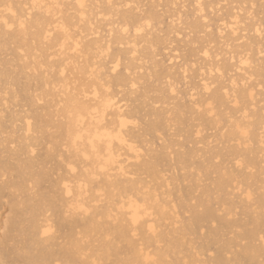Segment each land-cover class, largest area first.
<instances>
[{"label":"bare ground","instance_id":"6f19581e","mask_svg":"<svg viewBox=\"0 0 264 264\" xmlns=\"http://www.w3.org/2000/svg\"><path fill=\"white\" fill-rule=\"evenodd\" d=\"M63 1V2H62ZM142 1V0H141ZM190 1V0H189ZM202 0H192V2H194L195 3V5H196V7H195V10H194V12H193V16H195L196 14L198 15V14H200V18H199V20H202V22H204L205 21V19H208V17H206V16H204V15H202L203 14V11H205L204 10V7L202 8V6H203V3L201 2ZM220 1H222V0H214L213 2H215L216 4L217 3H219ZM224 2L225 1H227V0H223ZM222 1V2H223ZM237 1V0H236ZM239 1V0H238ZM237 1V2H238ZM257 0H241L240 2H242V3H249V4H254L255 2H256ZM62 2V3H61ZM66 2H69L68 4H70V3H73L74 2V0H0V49H1V47L3 48L4 46H5V48H6V45L9 43V45L8 46H11V45H13L14 44V48H15V53H16V55H14V53H13V49H12V52H11V54L13 53V55L15 56V57H17V59H18V62H19V60H20V67L18 68V67H16V68H18V70L20 71H18L17 70V72H19L18 74H20V73H22V77H23V73H24V69H27L28 71H29V67H31L30 69H34L35 70V68H37V66L35 65L36 63H40L41 61L43 62V65H42V63H41V65L43 66V69L42 70H44V71H46V68H44V67H49V69L50 70H58V71H55V72H53V70H52V72H53V74H52V72L50 71V73H49V69H47V72H44V73H49V74H45V76H44V73L41 75V73L43 72L42 70H40V73H38L39 72V66H40V64H37V65H39L38 66V69H37V71L38 72H36V73H38V75H37V77H35L34 75H35V72L33 71V70H31V71H29V73L31 72V73H34V75L32 74L31 75V77L29 76V77H27V75L29 74L28 72H26L25 71V73L24 74H26V73H28V74H26V78H30V79H32L33 77H35L36 79L34 80V79H32V83H33V80L35 81V83H39V86L40 85H43L44 87H46L47 85H49L50 87V89H52V91L54 92V96L56 95V99L57 98H59L58 96H60V98H61V95L63 96V104H64V107H59V110L57 109L58 107V105H56V104H54V105H52V104H50V101H48L47 103H46V105H48V107L47 106H45V107H47V109H51V105H52V107L53 108H55V107H57V108H55L54 110H52V112H51V110H47V111H50L51 113H54V117H56L57 116V113L55 112V111H57L58 110V112H59V115L62 117L61 118V121H62V119H63V122H60V124H58L57 126H55V127H57V130H56V132L58 131V133L57 134H59V136H58V138L60 139L59 141L60 142H58V140L56 141V142H58V143H56L55 145L57 146V144H59V143H61L60 145H58V147H59V149H63V150H61V151H63V153L61 154V152H59V153H57L56 151H58L59 149H58V147H57V149L55 150V152L57 153V158H56V156H55V154H54V156H52L53 155V150H50L49 148H48V150H49V153H50V155H51V157H49V155L47 156L46 154H45V157L46 158H44V159H47L48 158V160L49 159H51V161H53V159L56 161V163H57V165H58V167H62V169L64 168L65 170H64V172H66L65 174H64V177L66 176V175H70L71 174V176H68V177H71V178H63L62 176H60L61 177V180H60V186L63 184V183H65V182H68L69 184H71L72 185V187H73V191H74V196H76V197H80L81 198V202L86 206V207H89V208H93V214L92 215H88V216H79V217H77L76 219H75V223L78 225V227H79V229H80V231H82L84 234H85V236L86 237H88L89 235H95L96 234V236L98 235L97 233L99 232V234H101V235H103L102 233H100L101 231L103 232V230H104V228H106L105 229V231L103 232L104 234H106V232L109 230L108 229V223H107V221H105V223H104V227L103 228H97V227H94V223H95V221H97L98 220V216L96 215V208H95V202H96V200H97V196H96V192H97V190H101V189H103L105 186H106V181H104V180H101V186H100V184L97 186L96 184H95V182L96 181H91L89 178H88V175H87V173H85V171H84V168H85V165H87L88 167H90V168H95V167H97L98 165H100V164H103V163H105V161L110 157V156H117V157H120L121 159L119 160V163H123V164H127L126 162H127V157L129 156V153H128V151H127V148H126V146L124 145V144H121L120 142H119V140H114V139H111V137H114L115 136V134L117 133V132H119L120 131V127H119V123H120V116H121V112L119 111V110H113V111H109L108 113H107V115H105L104 114V109H103V105L99 102V101H94V100H88L87 102H86V104H87V108H85V110H84V114L88 117L87 118V120H83V121H81V124H82V128H80L79 129V131H81V132H83L84 133V137H83V141L79 144V150L77 151L76 149H73V148H71L70 146L69 147H66V143H68L69 142V139H70V134L71 135H75V133H76V131H77V126L75 125V123H72L71 125L69 124V121L65 118L66 117V113H67V111H68V109L69 108H71V107H73V99L74 98H79L80 97V94L85 90V86L86 85H91V84H94L95 82H91V83H87L86 85H84L85 84V82H84V77H90V76H95V78H96V80H103L104 82H106V83H115V84H119V85H123V87L125 88H127V87H129L130 88V86H131V84L134 82V83H136L137 85L139 84V83H143L144 81H147L146 79H145V76H147L148 78H150V79H148L147 77V79H148V83L151 81V78H154L156 81H159V80H161L162 81V78H164V77H166V79L168 78V84H166V86H168V89H167V87H165L166 89H164V91L165 90H168L169 91V94H171L172 95V91H173V84H169V81H170V79H172V74H175L173 71H170V72H173L172 74L170 73V72H168L169 71V68H166V67H170V66H166L164 69H163V67H161L162 65H160L161 63H155L154 62V60H152L151 58V56H154V54L156 53H154L153 55H150L149 56V54L147 53V54H144L143 55V57H142V55L141 54H143V53H140L141 51H139V50H142V52H143V50H144V52H146L145 51V49H150V51H152L151 49H154L153 47L156 45V44H158L159 43V41L161 40L160 38L162 37V36H158V37H160V38H158L157 37V35H155V38L153 39L152 37H153V34H151L149 31H152V30H146L143 34H141V35H137L136 34V30H135V28H136V25H138V24H141V23H143L144 21H151L152 23H153V19L151 20V19H149V18H151V17H149L150 15H152V17H153V14L151 13H149V14H146V16L144 15V17H143V15H142V17L139 15V13H142L143 11L142 10H144L143 8L141 9V11L138 13V6L137 5H139V3L138 2H140V0H131V3H133L134 5H136V7H133V8H125V7H120V5H123V4H126V3H128L129 2V0H111V3L113 4V5H115V7H113V8H108L106 5L108 4V2H109V0H86V2L87 3H90L91 2V4H89L90 5V9H92L93 10V8L91 7V5H92V3H94L93 5H101L102 6V8H103V10L105 11H97L98 9L99 10H102V9H100V7H94V11L96 10L97 12L96 13H94L92 10H88L87 11V19L85 20V21H83V22H81V20H80V18H79V16L74 12V11H72L70 8H68V7H65V8H67V11L68 12H65L66 13V15H62V14H59V13H63V11H61L62 9L65 11L66 9H64V8H60V7H56V5H60V4H63V5H65V3ZM144 2V1H143ZM165 2H168V1H165ZM164 2V3H165ZM184 2V1H183ZM212 2V3H213ZM230 2V4H232V2H231V0H228V3ZM236 2V3H237ZM240 2H238L239 3V5L241 6H243V7H245V4H242V3H240ZM259 3H260V1H258ZM257 2V5L256 6H258V3ZM37 4V5H44V7L43 8H40V7H33V4ZM141 3V2H140ZM159 3V2H158ZM161 3V2H160ZM174 3V2H173ZM204 3H205V1H204ZM210 3V2H209ZM214 3V4H215ZM145 4V3H144ZM168 4V3H167ZM183 4V3H182ZM185 4V3H184ZM249 4H247L246 6H247V8H249ZM256 4V3H255ZM66 5H67V3H66ZM143 5V4H142ZM152 5V4H151ZM160 5V4H159ZM162 5V4H161ZM164 5V4H163ZM198 5H199V7H198ZM212 5V4H211ZM238 4H236V6H237ZM238 5V6H239ZM260 5V4H259ZM49 6H51V7H49ZM140 6V5H139ZM155 6V5H154ZM153 6V7H154ZM186 6H188V5H186ZM191 6V5H190ZM205 6V5H204ZM235 6V5H234ZM237 6V7H238ZM241 6V7H242ZM142 7V6H141ZM140 7V8H141ZM183 7H184V5H183ZM214 7V6H213ZM227 7V6H226ZM251 7V6H250ZM259 7V6H258ZM58 8H60V10L58 9ZM140 8H139V10H140ZM156 8H157V6H156ZM165 8V7H164ZM186 8V7H185ZM189 8V7H188ZM219 8V7H218ZM230 8V7H229ZM229 8H228V12H229ZM240 8V7H239ZM252 8V7H251ZM251 8H249V9H251ZM152 9H154V8H152ZM167 9V8H166ZM182 9V8H181ZM192 9H193V7H192ZM208 9H209V7H208ZM212 9V8H211ZM217 9V8H216ZM225 9V8H224ZM234 9V8H233ZM232 9V10H233ZM145 10H147V9H145ZM150 10V9H149ZM174 10V9H173ZM187 10V9H186ZM219 10V9H218ZM217 10V11H218ZM240 10H241V8H240ZM243 10V9H242ZM241 10V11H242ZM244 10H245V8H244ZM252 10V11H251ZM250 11L253 13V9H251ZM69 11H70V13L71 14H69ZM136 11H137V13H136ZM171 11V10H170ZM179 11V10H178ZM182 11V10H181ZM184 11V10H183ZM214 11V10H213ZM225 12H226V10H224ZM246 11H247V9H246ZM256 11V10H255ZM146 12V11H145ZM152 12H154V11H152ZM168 12V11H167ZM189 12V11H188ZM211 12V11H210ZM230 12H231V10H230ZM237 12V11H236ZM243 12V11H242ZM64 13V14H65ZM169 13V12H168ZM220 13V12H219ZM222 13H223V9H222ZM250 12L248 11V14H249ZM256 13V12H255ZM258 13V12H257ZM61 15L60 17H59V15ZM101 14H103L104 16H107V17H109V18H111V15L113 16L112 18H117L116 20L115 19H113V20H115V21H111V19L109 20L108 19V21H107V19H105V18H103V16L101 15ZM173 14H174V12H173ZM179 14H181V12L180 13H178V15ZM189 14H191V11H190V13ZM188 14V15H189ZM206 14V13H205ZM218 14V13H217ZM237 14H239V13H237ZM235 12H232L231 14H227V17L225 16V15H222V16H224V18L226 17V20H228L227 18H229L230 19V21H229V23H228V21H227V23H226V26H224L225 27V30L223 29V28H221L220 26H217V27H219L218 28V30H217V34H218V36H214L215 38H216V40H217V37H218V40H222V42H217V41H215L214 40V42H217L218 43V45H219V43L220 44H225V45H223V47L225 48V49H233V50H235L236 48H237V46H238V44H236V43H238L239 42V40H242V39H244V41H245V43H243V44H245L244 46L243 45H241V46H238L239 48L241 47H246V49L248 50V51H252L253 50V52L255 51L257 54L258 53H260V46H262V43H263V41H264V39H262V37H261V35H260V33L258 32V28H259V26H260V24H257V25H259V26H257V25H255V24H250L249 22L251 21V19H250V21L249 22H247V20L251 17L250 16V14H249V18H248V15H247V12H246V14L244 15L245 17H247V18H244L243 19V17H241L240 16V14L239 15H237ZM259 14V13H258ZM29 15H31V19H27L28 17H29ZM177 15V16H178ZM191 15V16H192ZM196 15V16H197ZM216 15V14H215ZM115 16V17H114ZM155 16V15H154ZM174 16H175V14H174ZM184 16H186V15H184ZM183 16V17H184ZM190 16V17H191ZM192 16V18H196V17H193ZM222 16L220 17V20H218L219 22H221L222 20H223V18H222ZM239 16H240V18L241 19H243L242 21H246L248 24V27H246V25L245 26H243L244 24H243V22L240 20V18H239ZM254 16V15H253ZM252 16V17H253ZM157 17V16H156ZM155 17V18H156ZM179 17H181L180 15H179ZM179 17H177L178 19H179ZM189 16H187V18H188ZM206 17V18H205ZM256 17V16H255ZM254 17V18H255ZM258 17H259V15H258ZM154 18V17H153ZM154 18V20H156ZM161 18V17H160ZM182 18V17H181ZM191 18V19H192ZM219 18V17H218ZM222 18V19H221ZM253 18V20H255ZM22 19H24L25 21H26V24H27V27H26V30H21L20 29V21L22 20ZM171 19H173V18H171ZM170 19V20H171ZM186 19V18H185ZM74 20V21H73ZM177 20V19H176ZM182 19H180V21H181ZM187 20V19H186ZM185 20V21H186ZM198 19H192V20H190V21H188L187 23L185 22L184 24L185 25H187L186 26V28L188 27V30L189 29H191V30H189V31H195V30H192V29H197V31H198V29L200 28H203L202 26H201V22L199 21ZM204 20V21H203ZM225 20V19H224ZM225 20V21H226ZM252 20V21H253ZM256 20H257V17H256ZM103 21H107V24H105V29H106V31H105V33H106V36H105V38H104V36H102V34L100 33V31L98 32V30H99V27L97 26V24L98 25H100V24H102L101 22H103ZM111 21V22H110ZM225 21H224V23H225ZM251 21V22H252ZM258 21H259V19H258ZM171 22V21H170ZM178 22V21H177ZM223 22V21H222ZM222 22H221V25H223L222 24ZM159 23V22H158ZM157 23V24H158ZM201 23V24H200ZM205 23V22H204ZM218 23V22H217ZM252 23H257L256 21H253ZM259 23H260V21H259ZM79 24H81V25H83V27L80 25L79 26ZM104 24V23H103ZM174 24V23H173ZM178 24H180L179 22H178ZM183 23H182V21H181V25H182ZM183 24V25H184ZM210 24V23H209ZM220 24V23H219ZM161 25V24H160ZM184 25V26H185ZM11 26V31H13L14 29V27H16L15 28V30L13 31V32H9L8 33V29H9V27ZM79 26V27H78ZM206 26V25H205ZM205 26H204V28H205ZM243 26V27H242ZM257 26V27H256ZM78 27V28H77ZM83 28V29H79V28ZM103 27V26H102ZM124 27H130V31H129V33H127V34H125L124 32H123V28ZM168 27V26H167ZM209 26H208V22H207V28H208ZM226 27H227V29H226ZM103 28V29H104ZM159 28V27H158ZM157 28V29H158ZM181 28V27H180ZM186 28H184V30L186 29ZM207 28H205V29H207ZM73 29H76V30H80V31H77V33H76V30H73ZM101 29V28H100ZM166 28H164L163 30H165ZM209 29V28H208ZM207 29V30H208ZM247 29L248 30H253V33L254 34H252V32H249V33H251V34H249L248 32H247ZM29 30V33L27 32ZM31 30H33L32 32H31ZM71 30H73L72 32H73V34L75 33L76 35H77V39L75 38L74 40H73V38H72V36H71ZM163 30H161L162 32H163ZM183 30V31H184ZM159 31V30H158ZM182 31V32H183ZM223 31H225L226 33H228V35H226V37L225 36H223ZM149 32V33H148ZM201 32V31H200ZM210 32H212V31H210ZM224 32V34H226ZM246 32V33H245ZM111 33V34H110ZM187 33V32H186ZM193 33V32H192ZM204 33V32H203ZM213 33V32H212ZM240 33H242V34H240ZM74 34V35H75ZM97 34H99V37H103L104 39H105V42H104V40H102L101 38H97V37H94V36H96ZM149 34L151 35V36H149ZM189 34H191V33H189ZM215 34V33H214ZM245 34V35H244ZM246 34L247 35H251L249 38L248 37H246V40H245V36H246ZM194 35H196V34H194ZM199 35H200V33H199ZM213 35V34H212ZM5 36H7L8 37V39H7V42L5 41ZM22 36H29L30 37V40L32 39V41H30V40H27L26 39V41H30L29 43H33V45H32V43L30 44V45H32V46H34L33 48H32V46H30L29 44H27L26 43V41H23V40H25V39H23V40H21L22 41V44H23V42H24V47H22V44H21V47H22V49H21V47H20V43H21V41H20V38L22 39ZM91 36H93V38L91 37ZM149 36V37H148ZM165 36V35H164ZM188 36V35H187ZM193 36V35H192ZM204 36V35H203ZM207 36V35H206ZM211 36V35H210ZM23 37V38H24ZM90 37V38H89ZM152 39H151V38ZM196 36H194V38H195ZM198 37V36H197ZM87 38H89L90 40H87ZM92 38V39H91ZM163 38V37H162ZM164 38H166V37H164ZM199 38V37H198ZM215 38H213V39H215ZM247 38H248V40H247ZM85 39H86V41H85ZM108 39V40H107ZM201 39V38H200ZM165 40V39H164ZM184 40V39H183ZM209 40V39H208ZM68 41H72L71 43H70V45H67V44H69V43H67ZM194 41V40H193ZM247 41V42H246ZM49 42H51V45H49L50 43ZM189 42V41H188ZM207 42V44H209L208 43V41H206ZM210 43H212V39H211V41H209ZM213 42V43H214ZM11 43V44H10ZM48 44L47 46H44L45 44ZM77 43H79V48H77ZM104 43V44H103ZM168 43V42H167ZM194 43H195V41H194ZM193 42H192V44H194ZM198 43V42H197ZM233 43H235L236 44V47L234 46V44ZM239 43H241V42H239ZM16 44H18L17 46H16ZM72 44V45H71ZM109 44H111V49H114V48H112V47H116L114 50H112V52H111V55H101V51L102 50H104V49H107L108 48V46H109ZM140 44H142V46L140 45ZM186 44V43H185ZM233 44V45H232ZM25 45H27V47L25 46ZM187 45V44H186ZM190 45V44H189ZM196 45H198V44H196ZM201 45V44H200ZM202 45H204V44H202ZM206 45V44H205ZM210 45V44H209ZM208 45V46H209ZM264 45V44H263ZM7 46V47H8ZM48 46H50V47H48ZM70 47V48H67V47ZM212 46V45H211ZM227 48H226V47ZM231 46H234L235 47V49H234V47H232V48H230ZM12 47V46H11ZM25 47H26V54H30L31 52V49L32 50H34L35 51V53L33 52V54H37V51H39V52H41L42 53V57H43V59H45V60H42L41 59V57H39V59H41L40 61H39V59H37V56L36 55H33V57H30V59L28 58L29 57V55H28V60H30V62L29 63H34V64H31V65H34L33 66V68H32V66H29L28 64L29 63H26L27 61H26V59H24V56H22L23 54L22 53H20V51H18V50H21L22 52H24L25 51ZM30 47H31V49H30ZM55 47H58L57 48V51H56V49H55ZM117 47H120V48H117ZM170 47V46H169ZM184 47V46H183ZM194 47V46H193ZM263 47V46H262ZM5 48H3L2 50H5ZM9 48V47H8ZM53 48H54V50H53ZM189 48V47H188ZM214 48V47H213ZM224 48H222V49H224ZM23 49H24V51H23ZM59 49V50H58ZM197 49H200V48H197ZM208 49H209V47H208ZM208 49L206 50L205 49V47H203L202 48V50H200V52L201 53H199V55L201 54V55H203L202 57H203V59L205 60V59H208L209 60V58L211 57V55H210V53L208 52ZM242 49H244V50H246L245 48H242ZM263 49V48H262ZM49 50V51H48ZM50 50H52V51H50ZM211 50V49H210ZM220 50H221V48H220ZM232 50V51H233ZM238 50V49H237ZM246 50V52H248ZM11 51V50H10ZM17 51H18V53H20L21 54V57L18 55V53H17ZM54 51H56L55 53H54ZM69 51H71L72 52V54L71 55H69V54H67ZM138 51H139V53H138ZM150 51H149V53H150ZM212 51V50H211ZM230 51V50H229ZM229 51H228V53H229ZM240 51V50H239ZM2 52H4V51H2ZM6 52V51H5ZM28 52V53H27ZM30 52V53H29ZM39 52H38V54H39ZM50 52H52V54L54 53V54H56V55H54V56H56V59L58 58V59H60L59 61H58V59L56 60L55 59V57L53 58V59H55V63L53 62V59H52V57L50 58V59H52V62L54 63H49V58L48 57H50L51 55H50ZM231 52V51H230ZM233 52H236V53H238V51H233ZM231 53V57H230V60H231V62H230V60H228L230 63H232L233 62V59L236 57H238V54H236L237 56H235V57H233L234 55L233 54H235V53ZM245 52V51H244ZM245 52V53H246ZM1 53V52H0ZM50 55H48V54ZM57 53H58V57H57ZM183 53V52H182ZM204 53H207V55H204ZM240 53V52H239ZM249 53V52H248ZM255 53V54H256ZM6 54H7V52H6ZM25 54V55H26ZM37 54V55H38ZM46 54L48 55V56H46ZM84 55L83 57H84V59H85V57H86V60H85V62H86V64H85V62L83 61V60H81L82 59V55ZM133 54H135V55H133ZM141 55V58H145V60L148 62V61H150L149 59H151L153 62H154V65H152V66H154L153 68H151V69H154V70H152L151 71V73L153 72V71H155L158 67L157 66H160L161 68H160V70H159V68H158V72H154L152 75H147L146 73H143V74H146L145 76L142 74V76H144L143 78H144V81H143V79H141V81L139 82V80H140V78H142V76H141V74L138 72H136V71H141L143 68V65L145 64V63H147L146 61H143L142 59V62H145V63H143V65L142 64H140L141 66H139L138 64V62H140L139 60V58L140 57H137V55L138 56H140ZM177 54V53H176ZM179 54V53H178ZM194 54H195V52H194ZM213 55H214V53H212ZM216 54V53H215ZM222 54V53H221ZM230 54V53H229ZM255 54H252V52H251V59H254L255 58ZM261 54V53H260ZM260 54H258V55H260ZM31 56H32V53L30 54ZM62 55V56H61ZM81 55V56H80ZM146 55V56H145ZM241 55H243V54H241ZM240 55V56H241ZM254 55V56H253ZM257 55V56H258ZM2 56V55H1ZM3 56H5V55H3ZM8 56H10V54L8 55ZM12 56V55H11ZM27 56V55H26ZM25 56V57H26ZM34 56H36V59H35V61L36 60H38V62L36 61V62H34V60H33V58H35ZM39 56V55H38ZM87 56H89V57H87ZM145 56V57H144ZM149 56V57H148ZM177 56V55H176ZM181 56H182V54H181ZM185 56V55H184ZM192 56H194V55H192ZM210 56V57H209ZM218 55H216V57H217ZM227 56V55H226ZM225 56V57H226ZM230 56V55H229ZM243 56H245V57H243ZM243 56H241L240 58H238V59H236L235 58V60H236V62H237V66H236V63H235V60H234V63L233 64H231V65H235L236 67H233V69L234 68H236L237 70H238V72H237V70L236 71H234V72H236V73H238L239 75H240V73H242L241 75H243V74H245L247 71H245V72H243L244 71V69L245 68H247V70H248V73H251L250 72V69H249V67H247L244 63H242L243 61H249L250 59H249V57L247 58V56L246 55H243ZM253 56V57H252ZM13 57V56H12ZM23 57V58H22ZM149 58L148 60H147V58ZM151 57V58H150ZM187 57H188V55H187ZM213 57V56H212ZM3 58H6V57H3ZM10 58V57H9ZM21 58L23 59V60H25V62L23 63V64H21L23 61H21ZM87 58H89L91 61L90 62H88L89 60L87 59ZM174 58V57H173ZM193 58V57H192ZM260 58H261V55H260ZM259 57H257L256 59H260ZM80 59V60H79ZM153 59H155L154 57H153ZM156 59H157V57H156ZM172 59V58H171ZM201 59V58H200ZM213 59H215V58H213ZM217 59V58H216ZM219 59V58H218ZM229 59V58H228ZM2 60V59H1ZM0 60V62H2ZM6 60V59H5ZM48 60V61H47ZM177 60V59H176ZM183 60V59H182ZM227 60V59H226ZM238 60V61H237ZM4 61V60H3ZM7 61V63H10V62H8L9 61V59H7L6 60ZM10 61H12V60H10ZM14 61L16 62V60L14 59ZM46 63H45V62ZM58 61V62H57ZM78 61H81L82 63H84V66H80V64H81V62H78ZM116 61H120V65L123 63V65L121 66V67H123V68H121L120 67V69L123 71V73H122V71H121V73L119 72V70H118V74H116L115 75V73H113L112 72V67H113V64L116 62ZM191 61V60H190ZM214 61V60H213ZM212 61V62H213ZM220 61V60H219ZM227 61V62H228ZM251 61V60H250ZM254 61H259V60H255L254 59ZM254 61H252V62H254ZM261 61V60H260ZM14 62V63H15ZM69 62V63H68ZM136 62L138 63L137 65H136ZM151 62V61H150ZM149 62V63H150ZM157 62V61H156ZM192 62V61H191ZM7 63H4V64H7ZM13 63V62H12ZM25 63L28 65V67L25 65ZM141 63V62H140ZM173 63V62H172ZM179 63H181V62H179ZM185 63V62H184ZM209 63V62H208ZM211 63V62H210ZM215 63V62H214ZM219 63V62H218ZM218 63H217V65H216V63L215 64H212V66H213V68L211 67V64H210V67L212 68H210L208 65H207V67H205L206 68V72L208 71L207 69H209V75L207 74V76L209 77L210 76V74L212 75L213 73H211V72H215L214 74L215 75H217L216 73H218V75H222V76H219V77H222V79L223 78H225V76L227 75V72H229V71H232V68H231V65H230V67H229V64L226 66V65H223L222 64V66L221 67H219L218 66ZM1 64V63H0ZM47 66H46V65ZM69 64V66H71V64H73V66H71L73 69H77V72H75V70H74V72H75V75L78 73V70H79V74H82L81 76H83V75H85L83 78H81L82 80H83V87L82 86H80L78 83H77V85H78V87H77V85H76V89H74V90H72V89H70L71 90V94L68 92L69 91V88H70V84H69V87H68V84H64L63 82H64V80H65V77L64 76H61V71H66V70H68L67 68H68V65ZM151 64V63H150ZM194 64V63H193ZM254 64V63H253ZM257 64V63H256ZM255 64V65H256ZM15 65V64H14ZM82 65V64H81ZM119 65V66H120ZM175 65V64H174ZM177 65H180L181 66V64H177ZM190 65V64H189ZM215 65V66H214ZM254 65V66H255ZM3 66V65H2ZM6 66V65H5ZM12 66V65H11ZM17 66V65H16ZM78 66V67H77ZM150 66V65H149ZM184 66V65H183ZM183 66H182V68H183ZM186 66V65H185ZM185 66H184V68H185ZM194 66H196V65H194ZM257 66V65H256ZM253 67V68H256L252 73H255V79H257L260 75H259V71H258V69H259V67ZM7 67V66H6ZM6 67H4V69L3 70H0V85L2 84V82H3V85L4 84H8V82H6L4 79H6L7 80V78H8V73L9 72H12L11 70L9 71V72H7L8 71V69H7V71H6ZM47 67V68H48ZM66 67V68H65ZM157 67V68H156ZM199 67V66H198ZM1 68H3V67H1ZM11 68V67H10ZM15 68V67H14ZM56 68H58V69H56ZM141 70H140V69ZM145 69H147L146 67H144ZM156 68V69H155ZM171 68V67H170ZM200 68H202V67H200ZM205 68H202V74H203V71L205 70ZM230 68V69H229ZM252 68V69H253ZM73 69H72V71H73ZM138 69V70H137ZM151 69H147V70H151ZM168 71H167V70ZM187 69V68H186ZM185 69V70H186ZM204 69V70H203ZM223 69L226 71V75L224 76V71H223ZM12 70H14V69H12ZM69 70H71V68H69ZM68 70V71H69ZM93 70H95V71H93ZM172 70V69H171ZM182 70V69H181ZM184 70V69H183ZM184 70V71H185ZM198 70H200V72H201V69H198ZM15 71V70H14ZM33 71V72H32ZM42 71V72H41ZM69 72L70 73V75H71V73H74V72ZM145 71V70H144ZM179 71V70H178ZM183 71V73H185ZM223 71V72H222ZM239 71H240V73H239ZM252 71V70H251ZM67 72V71H66ZM135 72L137 73V75L138 74H140L139 76H135ZM146 72V71H145ZM233 71L230 73V74H232V75H234L235 73H234ZM16 73V72H15ZM56 73V74H55ZM147 73H150V72H147ZM199 73V72H198ZM208 73V72H207ZM219 73H221V74H219ZM228 73V75H230ZM252 73L251 74H248V75H244V76H238V74L236 75V78H235V76L233 77L232 75L231 76H229V78H227V79H229V81H228V83H229V85H228V87H227V89H225V87H223L222 85H224L223 83L221 84V86L220 85H218V86H220L219 88H217V87H215V88H217V89H212V88H210V86L211 85H213V84H210L207 80V78H205V79H203V80H201V83L202 84H200L199 85V83H196L197 84V86H194V88L192 87V88H190V92H192L191 90H193L194 89V91L192 92V93H194L195 92V88L197 87V89L196 90H198V87L199 86H201L202 85V87H201V89L203 90V92L205 91V92H208V93H211L210 94V96H209V94L208 93H205L204 95H206V94H208V96H209V98L207 99L208 100V102H207V100H203L204 98H202V97H200V95L201 94H203V92L202 93H200V91H199V93H200V95H199V93H198V101H200V102H202V103H199L198 101V103L199 104H201V105H203L204 106V104H206V106H204L205 108H206V111L209 109L208 107H210L211 106V104H212V107H213V105H216V106H214V108H215V110H216V107H218L217 108V110H219V108L221 109V108H225L226 110H228V113H227V111L225 112V110H224V112H223V110H222V112L220 111L219 113H220V115L222 114V113H224L223 115H221V117L219 116V115H215L214 114V116H215V118H218L217 116H219V118H221V120H223V118H225L226 119V121H227V127H225V124H224V126H223V128H222V131H224L223 129H224V127H225V131H226V133H224L223 134V132H219L220 134H222V135H220V137L221 136H223L224 137V139L223 140H225L226 139V141L227 142H230V141H234L236 144H234V146L232 145V147H229V151L227 152L228 154H229V157H231L232 159H233V161H235V169H232L231 170V168H230V170L231 171H229V169H228V173L227 174H225V175H223L222 174V171H221V174H222V176H218V177H214L215 178V180H214V178L213 179H210V181L211 180H213L212 181V183H211V185L213 186H210V187H212V189L210 188V187H207L208 189H206V190H204L203 191V193L206 195V196H208L209 195V193L211 192H215L216 191V193L218 192V193H221L222 194V192L224 191V190H227V189H233V191H234V188L237 190V187H236V185H237V183H235L236 182V178H242V180H243V182H244V180H249V178H250V181H251V179L254 177V176H258V174L257 175H254V174H256V173H252V174H245L246 172H249L248 170H246V169H249V168H256L257 167V170H258V172H260V176H264V168L263 167H259V164L260 163H262V161H261V147H260V132H261V129H260V111H257L256 113H254V116H255V120L254 121H252L251 123L250 122H246L245 120H244V118H243V116L241 115V112L243 111V109L245 108V107H248L249 109H251L252 108V106H253V102H255L254 100H256V93H255V96L253 97V96H251L250 95V93H252L253 92V88L255 87L254 85H253V83L251 84L250 82L251 81H254V78H252ZM13 73H11V75H12ZM17 74V75H18ZM52 74V75H51ZM68 74V73H67ZM110 74H112L111 75V77H110ZM176 74H178V73H176ZM176 74L174 75V77H176ZM205 74V73H204ZM213 74V75H214ZM17 75H15V76H17ZM49 75H51V76H49ZM114 75V76H113ZM206 75V74H205ZM212 75V76H213ZM214 75V76H215ZM217 75V76H218ZM228 75H227V77H228ZM43 76V77H42ZM66 76V75H65ZM78 76V75H77ZM80 76V75H79ZM113 76V77H112ZM192 76V75H191ZM191 76H189V77H191ZM213 76V77H214ZM257 76V77H256ZM19 77H20V75H19ZM22 77L20 78V79H22ZM25 77V76H24ZM23 77V78H24ZM55 77V78H54ZM67 77L68 78H70L69 77V75H67L66 76V79H67ZM87 77H86V80H87ZM173 77V80H172V82L176 79V78H174ZM182 77V76H181ZM200 77H201V75H200ZM205 77V76H204ZM211 77V76H210ZM212 77V78H213ZM216 77V76H215ZM218 77V78H219ZM240 77V78H239ZM12 78V77H11ZM17 78V77H16ZM26 78H24V79H26ZM50 78H53V81L52 82H49V80H50ZM79 78V77H78ZM185 78V77H184ZM192 78V77H191ZM194 78H195V76H194ZM193 78V79H194ZM198 78V77H197ZM217 78V79H218ZM238 78V79H237ZM19 78H17L16 80H18ZM27 79V80H28ZM30 79L28 80V81H30ZM49 79V80H48ZM74 79V78H73ZM178 79V78H177ZM202 79V78H201ZM214 79H216V78H214ZM219 79H221V78H219ZM250 79V80H249ZM259 79V78H258ZM3 80V81H2ZM9 80H11V79H9L8 78V81ZM14 80H15V78H14ZM13 80V81H14ZM27 80H25L26 81V83H28L27 84V86L28 85H30L29 84V82H27ZM36 80H37V82H36ZM68 80H70V79H67L66 81H68ZM77 80V79H76ZM81 80V81H82ZM150 80V81H149ZM165 80V79H164ZM199 80V79H198ZM205 80H206V83H205ZM210 80H211V78H210ZM2 81V82H1ZM22 81V80H21ZM79 81V80H78ZM88 81V80H87ZM91 81V80H90ZM138 81V82H137ZM154 81V80H153ZM160 81V82H161ZM183 81V80H182ZM187 81V80H186ZM185 81V82H186ZM215 81H217V80H215ZM215 81H213V82H211V83H216ZM220 81V80H219ZM227 81V80H226ZM226 81H225V83H226ZM245 81H246V83L248 84L249 83V85H253L252 87H250V86H248V85H246V83H245ZM247 81H249V82H247ZM255 81H257V80H255ZM14 82H16V81H14ZM17 82H19V81H17ZM23 82V81H22ZM61 82H62V85H61ZM73 82H74V80H73ZM72 82V85L74 84ZM77 82V81H76ZM164 82V81H163ZM171 82V81H170ZM181 82V81H180ZM179 82V83H180ZM189 82V81H188ZM195 82V81H194ZM199 82H200V80H199ZM218 82V81H217ZM13 83V82H12ZM21 83V82H20ZM20 83H19V85H20ZM37 83V84H38ZM52 85V87H51V85ZM67 83H69V81L67 82ZM71 83V82H70ZM145 83H147V82H145ZM155 83H157V82H155ZM174 83V85H176V83L175 82H173ZM209 83V84H208ZM221 83V82H220ZM228 83H226V85L228 84ZM259 83H260V81H259ZM14 84H16V83H14ZM58 84H60L61 86V88H58L59 86H58ZM81 85H82V82L80 83ZM150 84V83H149ZM217 84V83H216ZM3 85H1L2 87H3ZM12 85V84H11ZM24 85L26 86V84L24 83ZM75 85V84H74ZM153 85V83L152 84H150V85H146V86H148V87H150V86H152ZM165 85V84H164ZM177 85H179L178 83H177ZM187 85V84H186ZM188 85H190L189 83H188ZM226 85H224V86H226ZM256 85L257 86H259L260 87V84H257V82H256ZM1 86H0V90L1 89H3V88H1ZM15 86V85H14ZM21 86V85H20ZM26 86V87H27ZM34 86V85H33ZM36 86H38V85H36ZM80 86V87H79ZM139 86V85H138ZM144 86H145V84H144ZM162 86V85H161ZM192 86H193V83H192ZM214 86H216L215 84H214ZM213 86V87H214ZM256 86V87H257ZM10 87H12V86H10ZM148 87H146L145 89H148V90H151V88L149 89ZM155 87H157L156 85H155ZM163 87V86H162ZM161 87V89H163ZM186 87V86H185ZM230 87V89L228 90V88ZM7 87H5L4 89H6ZM16 88V87H15ZM25 88V87H24ZM28 89H26L25 88V90H28L29 91V87H27ZM32 88V87H31ZM34 88V87H33ZM33 88L31 89V90H33ZM41 88H43L42 86H40V88H38V89H41ZM48 87H46V88H43V89H41L42 91H41V96H42V93L44 92L43 90H49V91H51L49 88L47 89ZM56 88H58V89H60L61 90V94L59 95H57V93L55 92L56 91ZM63 88H64V90H63ZM73 88H75V87H73ZM80 89L79 91L77 90V89ZM129 88H128V90H129ZM153 88V87H152ZM182 88V87H181ZM12 89H13V87H12ZM21 89V88H20ZM138 89V88H137ZM160 88H158V89H153L156 93H160V94H163V92H162V90H161ZM175 89H176V87H175ZM178 89H180V88H178ZM200 89V88H199ZM210 89H212L211 91H210ZM8 90H10V89H8ZM18 90V89H17ZM22 90L25 92V90L23 89V87H22ZM76 90V91H75ZM147 90V91H148ZM259 90V89H258ZM2 91V90H1ZM1 91H0V93H1ZM4 91V90H3ZM6 91V90H5ZM12 91V90H11ZM34 91V90H33ZM36 91V90H35ZM47 91H45V92H47ZM48 91V92H49ZM65 91H67L66 92V94L64 93ZM73 91H74V93H73ZM124 91H125V89H124ZM140 91V90H139ZM146 91V90H145ZM167 91V92H168ZM210 91V92H209ZM229 91H231V92H229ZM255 91V90H254ZM9 92V91H8ZM14 92H16V90L14 91ZM18 92H20V93H22L21 92V90L20 91H18ZM38 92V91H37ZM40 92V91H39ZM53 92H49L48 93V95H46L45 93L43 94V98H45L46 96H49L50 95V93L52 94ZM77 92V93H76ZM89 92H90V88H89ZM129 92V91H128ZM143 92V91H142ZM151 92H153V91H150V93H148L149 95L151 94ZM166 92V91H165ZM164 92V93H165ZM165 93V95L166 94H168V93ZM3 94H4V92H2ZM36 93V92H35ZM118 94H120V92L118 91L117 92ZM116 93V94H117ZM139 93H141V92H139ZM177 93V89L175 90V94ZM187 93V92H186ZM191 93V94H192ZM230 93L232 94V96H230ZM258 93V92H257ZM2 94V95H3ZM6 94H8L7 93V91H6V93H5V96H6ZM11 94H13V93H11ZM24 94V93H23ZM116 94H115V96H116ZM117 94V95H118ZM128 94H132L131 93V91L128 93ZM127 94V95H128ZM137 94H138V92H137ZM142 94V93H141ZM154 95H155V93H153ZM185 94V93H184ZM32 95V93L31 94H29V95H27L28 96V98H27V96H26V102H28V105L30 106H35V105H33L34 104V100H33V98L36 96L35 94L33 95V96H31ZM39 95H40V93H39ZM46 95V96H45ZM146 95V94H145ZM144 95V93H143V95L142 96H145ZM164 95V94H163ZM161 96L160 98L162 99V103H164L163 101H165V98H167V97H164V96ZM194 95V94H193ZM193 95H191L190 96V94L188 95V97L190 96L191 98H193L192 96ZM8 96L10 97V95L8 94ZM17 96V95H16ZM16 96L14 97V94H13V97L14 98H16ZM29 96H31V97H29ZM45 96V97H44ZM53 96V94H52V96L50 95V97H54ZM115 96H113V99H115L116 97ZM139 96H140V94H139ZM142 96H140V98H144V97H142ZM148 96V95H147ZM207 96V97H208ZM2 97V96H1ZM11 98V99H13L14 100V98ZM20 97V96H19ZM33 97V98H32ZM119 97V96H118ZM178 97H179V95H178ZM182 97V96H181ZM190 97H189V99H190ZM196 97V94H195V96H194V98ZM205 97V96H204ZM46 98H48V100H50L49 99V97H46ZM59 98V99H60ZM130 98H132V97H130ZM133 98H135L134 96H133ZM147 98V97H146ZM146 98H144V100L146 99ZM193 98V99H194ZM197 98V97H196ZM199 98H202V101H201V99L199 100ZM10 99V100H11ZM20 99V98H19ZM23 99V98H22ZM126 99H127V97H126ZM129 99V98H128ZM179 99V98H178ZM193 99H190V105L192 104L191 102H193V101H191V100H193ZM13 100H12V102H13ZM21 100V99H20ZM19 100V101H20ZM121 100V99H120ZM125 100V99H124ZM123 100V101H124ZM134 101H132L133 103L134 102H136L135 100H139V98H135V99H133ZM143 100V101H144ZM167 100L169 101V97L167 98ZM196 99H194V101H195ZM0 101H1V105H0V120H3L2 118H4V120H7V124H9L10 123V125H11V128L13 129L12 131H13V134L12 135H14V133H15V135L16 134H18L19 132H21V133H19V135H17V136H15L14 135V137L13 138H11V140H9L10 142H9V144L8 145H12L13 143H15L16 145H17V147L15 148V149H13L11 146H8L9 148H7V145L5 146V149L4 150H2L1 149V147L3 146L4 147V137H3V139L1 140L0 139V154H2L3 155V153L4 154H6L7 155V157L5 158V159H3V160H1L0 159V178H1V176H3V178L4 177H6L8 174H10V176H14L15 177V182H13L11 185H6L7 186V189H8V187L9 186H11L12 187V189H14L15 191L14 192H17V193H19L20 194V192H24L25 193V191H26V188H25V186L27 185V182L29 183V182H31V181H35L36 182V184H38V182H40V181H42V180H44V179H48V176H50L49 174H48V171H42V169L43 168H41V170L40 171H35L36 169H34L35 167H38V166H36L37 164H36V161L35 160H37L38 158H35V157H32L30 154H29V151H28V148H29V146H31V147H33V145L35 144L36 145V143H34L33 144V142L34 141H32L34 138H32V135H29L28 134V126H27V123H26V120H27V118L29 117V115L26 113L27 112V110H24L25 111V114H24V111H23V114L24 115H22V111H20V110H17L16 109V106H14V105H12V104H9V102H8V100H5L4 98L1 100L0 99ZM24 101V100H23ZM59 101V100H58ZM123 101H121L122 103H123ZM147 101V100H146ZM152 101V102H151ZM150 102L153 104H157L155 101L153 102V99L151 100ZM205 101H206V103H205ZM237 101H239V103H240V108L239 109H237V108H235V107H233V105H235L236 103H237ZM14 102H15V100H14ZM170 103H171V101H169ZM187 102V101H186ZM209 102H212V103H209ZM20 103V102H19ZM25 103V102H24ZM23 103V104H24ZM117 103L119 104L120 103V101H119V99H118V101H117ZM132 103V104H133ZM166 103H167V101H166ZM183 103V102H182ZM11 106H14L13 108H9V105ZM15 104V103H14ZM27 104V103H26ZM49 104H50V106H49ZM126 104V103H125ZM127 104H131V103H127ZM126 104V105H127ZM135 105H136V103H134ZM144 104V103H143ZM143 104L141 103V105L140 106H143ZM147 104H149V101L146 103V105ZM154 104H153V106H154ZM161 104V103H160ZM167 104H169V103H167ZM186 104V103H185ZM184 104V105H185ZM230 104V105H229ZM261 104V103H260ZM16 105H18V104H16ZM22 105V104H21ZM20 105V106H21ZM119 105H122L123 107L124 106H126V105H124V103L123 104H119ZM151 105V104H150ZM159 105V104H158ZM161 105H164V104H161ZM180 106H181V104H179ZM183 105V104H182ZM184 105H183V107H181V108H187L186 110L189 112L190 110H192V108H193V106L191 107L189 104V106L187 105V106H185L184 107ZM194 106H195V104H193ZM228 105L229 106H231V107H229V108H227L228 107ZM26 105L24 104V107H25ZM131 106V105H130ZM139 105H138V107H140ZM148 107L147 108H149L150 106L149 105H147ZM153 106L151 107V109L150 110H152V108H153ZM160 106V105H159ZM196 106L198 107V105L196 104ZM203 106H201L202 108H203ZM227 106V107H226ZM32 107H30L31 109H32ZM128 107V106H127ZM127 107H124V110H125V108L127 109ZM133 107H134V105H133ZM132 107V108H133ZM137 107V105L135 106V110H134V108H133V110L132 111H137L136 113H139L138 111H140V109L141 110H143L144 108H136ZM144 107V106H143ZM146 107V106H145ZM167 107V105L165 104V106H163V108L165 109ZM171 107V106H170ZM197 107H195V108H193V110L195 109V111H196V108ZM200 107V106H199ZM198 107V108H199ZM211 107V108H212ZM251 107V108H250ZM257 107H258V105H257ZM26 108V107H25ZM25 108H23V109H25ZM29 108V107H28ZM35 108H38V107H35ZM155 108H157L156 106H155ZM154 108V109H155ZM169 107H167V109H168ZM197 108V112H198V110H200L201 111V109L199 108L198 109ZM205 108H204V111H205ZM208 108V109H207ZM214 108H212V109H214ZM12 109V110H11ZM15 109L17 110V111H15ZM30 109V110H31ZM34 109V108H33ZM41 109V108H40ZM57 109V110H56ZM92 109H99V112H100V116H99V118L98 119H93V116L95 115L94 113H92ZM137 109V110H136ZM153 109V110H154ZM158 109V108H157ZM163 110V109H158V110H155V111H152V112H150L149 110H148V112L147 113H151V114H146V115H152V117L153 116H155V121L153 120V121H151V123L149 122V124L147 125V127H145L146 129L144 130L145 132H143V134H144V137L146 136V135H148V136H152V135H156L157 133H160V135L161 134H163V132H161V131H163L165 128H166V130H165V132L167 131V125H165V124H168L167 122H168V120L166 119V118H169V117H171L172 116V114H171V112H172V109H168V110ZM174 109H175V107H174ZM36 110V109H35ZM34 110V111H35ZM37 110H39V109H37ZM177 110V112L178 111H180V110H178V109H176ZM184 110V109H183ZM186 110H184L185 112H186ZM192 110V112L194 113V111ZM203 110V109H202ZM19 111V112H18ZM32 111V110H31ZM39 111H41V110H39ZM46 111V112H47ZM125 111H128V109L127 110H125ZM124 111V112H125ZM132 111H131V113H130V115L131 114H133L132 113ZM174 111V110H173ZM42 112V111H41ZM44 112V111H43ZM42 112V113H43ZM49 112V114H51ZM130 112V111H129ZM129 112H125V113H123L125 116H130L128 113ZM176 112V111H175ZM176 112V113H177ZM192 112H190V113H192ZM208 112V113H207ZM207 112H205V114L207 113V114H209L210 113V111L208 110ZM240 112V113H239ZM30 113H33V112H30ZM36 113V112H35ZM55 113H56V115H55ZM174 113V112H173ZM175 113V114H176ZM182 113V111L179 113V115H182L181 114ZM202 113V112H201ZM218 113V114H219ZM225 113H227L228 114V116H226V117H223L222 118V116H225ZM21 114V115H20ZM48 114V116H46V117H50L51 118V116H53V114H51V115H49ZM168 114V116H169V114H171L169 117H166V115ZM195 114V113H194ZM198 114L200 115L198 118L200 119L201 118V114L198 112ZM204 114V113H203ZM236 114H240L239 116H237ZM27 115V116H26ZM44 115V114H43ZM137 115V114H136ZM177 115V114H176ZM175 115V116H176ZM210 116H212V117H214L213 116V114H212V112L209 114ZM38 116V115H37ZM42 116V115H41ZM134 116H135V114H134ZM133 116V117H134ZM145 116V115H144ZM189 116V115H188ZM207 115H205L204 117H203V115H202V117L205 119L204 120V122H203V120H200V121H202V123H205V122H207V124H209L210 125V123H212V122H210V120H208V119H212V117H208V118H205ZM235 116H237L238 118H236ZM27 117V118H26ZM136 118H139V117H137V116H135ZM180 117V116H179ZM196 117V116H195ZM154 118V117H153ZM139 119H141V118H139ZM177 119V118H176ZM181 119V118H180ZM188 119V118H187ZM202 119V118H201ZM3 120V121H4ZM142 120V119H141ZM167 120V121H166ZM170 120V119H169ZM172 120V119H171ZM170 120V121H171ZM179 120V119H178ZM191 120V119H190ZM190 120H188V121H190ZM214 120V118L212 119V121ZM217 119H215V121H216ZM220 120V119H219ZM49 122H47V123H49V124H52L53 123V120L51 121V119H49L48 120ZM55 121V120H54ZM144 121V120H143ZM146 121V120H145ZM148 121V120H147ZM150 121V120H149ZM183 121V120H182ZM198 121V120H197ZM223 121H225V120H223ZM44 122V121H43ZM52 122V123H51ZM180 122V121H179ZM194 122V121H193ZM209 122V123H208ZM218 122H220V121H218ZM217 122V124H216V122L214 123V121H213V124H214V126H215V124H216V126H218L219 125V123ZM222 122V121H221ZM2 123H5V122H2V121H0V124H2ZM16 123H17V126H16ZM18 123H20V125L18 124ZM46 122H45V124H47ZM147 123V122H146ZM201 123V122H200ZM201 123V124H202ZM223 123H226V122H223ZM237 123H241V124H243V123H248L249 124V127H250V135H249V137H248V139H247V143L249 144V142L252 144L253 143V145H248L247 144V147L245 148V146H243L244 148H245V150L246 151H244V152H242L243 150H241L240 151V147L242 146V144H240V141H241V137L239 136V134H238V132L236 131V127H235V125L237 124ZM44 123H41V125H40V127L43 125ZM45 124H44V126L43 127H45V129L47 130V128H46V126H45ZM196 124H198V123H196ZM213 124H212V128L213 129H215L214 128V126H213ZM19 125V126H18ZM183 125V124H182ZM190 125V124H189ZM204 125V124H203ZM208 125V126H209ZM223 125V124H222ZM2 126V125H1ZM9 126V125H8ZM48 126V125H47ZM167 126V127H166ZM205 126V125H204ZM215 126V127H216ZM189 127V126H188ZM195 127V126H194ZM200 127V126H199ZM206 127H207V125H206ZM210 127V126H209ZM222 127V126H221ZM221 127L220 128H218L220 131H221ZM0 128H2V127H0ZM5 128V127H4ZM204 128V127H203ZM9 129H10V127H9ZM9 129H7V131L6 132H8V130ZM18 129V130H17ZM210 129V128H209ZM217 129V130H218ZM226 129H228V130H226ZM0 130H2V129H0ZM44 130V129H43ZM171 130H173V129H171ZM170 130V131H171ZM198 130V129H197ZM212 130V129H211ZM218 130V131H219ZM5 131V130H4ZM39 131H40V129H39ZM142 131V130H141ZM189 131V130H188ZM224 131V132H225ZM10 132V131H9ZM41 132V131H40ZM43 132V131H42ZM45 132V131H44ZM47 132V131H46ZM169 132V131H168ZM199 132V131H198ZM201 132V131H200ZM38 133V132H37ZM139 133V132H138ZM170 133V132H169ZM192 133H195L196 134V132H192ZM213 133V132H212ZM143 134H141L142 135V137H143ZM146 134V135H145ZM1 135H3V134H1ZM35 135V134H34ZM44 135V134H43ZM138 135V134H137ZM140 135V134H139ZM157 135H159V134H157ZM156 135V136H157ZM177 135V134H176ZM6 136V135H5ZM9 136V135H8ZM40 136V135H39ZM189 136V135H188ZM193 136V135H192ZM2 137V136H1ZM10 137V136H9ZM15 137H17V138H15ZM37 137V136H36ZM44 137V136H43ZM153 137V136H152ZM158 137V136H157ZM162 137V136H161ZM165 137V136H164ZM222 137V138H223ZM41 138V137H40ZM48 138V137H47ZM47 138H45V139H47ZM129 139H131V140H133V141H135V142H137V140H138V138H140V137H138L137 138V136L136 135H134V136H129L128 137ZM167 138V137H166ZM172 138V137H171ZM188 138V137H187ZM199 138H201V137H199ZM203 138V137H202ZM212 138V137H211ZM221 138V139H222ZM6 139H9V138H6ZM51 139V138H50ZM57 139V138H56ZM135 139H137V140H135ZM159 138H157V140H158ZM162 139V138H161ZM164 139V138H163ZM169 139V138H168ZM36 140V139H35ZM39 140V139H38ZM147 141H149L148 140V138L146 139ZM154 140H155V138H154ZM189 140H190V138H189ZM198 140V139H197ZM204 140V139H203ZM208 140H210V139H208ZM215 140V139H214ZM213 140V141H214ZM8 141V140H7ZM31 141H32V144H31ZM90 141H94V145H95V152L93 151V143L92 142H90ZM156 141V140H155ZM167 141V140H166ZM172 141V140H171ZM170 140H169V142H171ZM199 141V140H198ZM225 141V142H226ZM39 142V141H38ZM42 142V141H41ZM49 142H50V140H49ZM48 142V143H49ZM161 142H162V140H161ZM164 142V141H163ZM192 142V141H191ZM201 142V141H200ZM40 143V142H39ZM53 143V142H52ZM168 143V142H167ZM166 143V144H167ZM193 143H194V141H193ZM198 143V142H197ZM214 143V142H213ZM224 143V142H223ZM222 142H221V144H223ZM41 144V143H40ZM44 144V143H43ZM145 144H147L146 142H145ZM189 144V143H188ZM198 144H201V143H198ZM197 144V145H198ZM229 144V143H228ZM38 145V144H37ZM46 145V144H45ZM53 146V147H56V146ZM109 145H111V149L109 148ZM141 145V144H140ZM161 145V144H160ZM163 145V144H162ZM225 145V144H224ZM235 145H238V146H235ZM255 145H256V147H255ZM52 146V145H51ZM168 146V145H167ZM191 146H193V145H191ZM195 146V145H194ZM37 147V146H36ZM46 147H49V146H46ZM62 147V148H61ZM146 147V146H145ZM170 147H172V146H170ZM174 147V146H173ZM183 147V146H182ZM217 147V146H216ZM226 147H228V146H226ZM243 147H241V149H243ZM250 147H252V148H250ZM254 147V148H253ZM35 148V147H34ZM162 148V147H161ZM200 148H201V146H200ZM217 148H219V147H217ZM224 148V147H223ZM247 148H250V150L249 149H247ZM36 149V148H35ZM164 149H167V147H165ZM168 149H170L169 147H168ZM173 149V148H172ZM183 149V148H182ZM213 149V148H212ZM214 149H215V147H214ZM213 149V150H214ZM189 150V149H188ZM188 150H186V151H188ZM191 150V151H190ZM189 150V152H185L183 155H182V153H181V155L182 156H180L179 154V156H176V158H177V160L175 161L176 163H178V165H179V167H181L182 166V171L184 172V170H186V168L185 167H187V164H189L188 163V161H187V159H189V158H191V157H193V159L194 158H197L198 156H197V154L195 153L196 151H194V154L196 155V157H195V155H193V151H192V148ZM195 150V149H194ZM208 150H209V148H208ZM215 150H217V149H215ZM3 151V152H2ZM36 151V150H35ZM50 151H52V153L50 152ZM163 151V150H162ZM166 151V150H165ZM221 151V150H220ZM47 152V151H46ZM54 152V153H55ZM167 152V151H166ZM169 152V151H168ZM164 153V152H161L158 156L160 157V159L163 161V160H166V163L167 164H169L170 165V163L173 161V159L175 160V156H174V158H172L171 159V157L172 156H169L168 157V155H169V153H170V155H173L171 152H169V153ZM209 152V154H211L210 153V151H208ZM207 152V153H208ZM219 152V151H218ZM38 153V152H37ZM197 153H198V151H197ZM40 154V153H39ZM48 154V153H47ZM203 154H204V152H203ZM209 154H207V155H209ZM41 155V154H40ZM85 155H89L90 156V159L89 160H87V161H85L84 160V156ZM175 155V154H174ZM202 155V154H201ZM220 155V154H219ZM219 155H218V153H217V155H216V157H215V159L217 158V156L219 157ZM260 155V156H259ZM4 156V155H3ZM36 156V155H35ZM44 156V155H43ZM126 157V158H122V157ZM210 156V155H209ZM214 156L215 155H212V157L214 158ZM220 156H222V155H220ZM223 156H225V155H223ZM42 157V156H41ZM52 157H55V158H52ZM200 157V156H199ZM202 157V156H201ZM170 159V160H168V159ZM203 158V157H202ZM201 158V159H202ZM206 158V157H205ZM43 159V158H42ZM59 160V163L57 162L58 160ZM215 159H213V160H215ZM238 159H240V160H238ZM259 159V160H258ZM172 160V161H171ZM210 160V161H209ZM209 160H208V156H207V160H205V161H208L207 163H209V162H213V160L212 159H210L209 158ZM39 161V162H38ZM37 161V163L39 164L41 161L40 160H38ZM167 161H170V163L169 162H167ZM201 161V160H200ZM223 161H224V159H223ZM222 161V162H223ZM236 161H240L241 162V167H237L236 166ZM259 161H261V162H259ZM43 162H44V160H43ZM40 163V164H44V163ZM174 162V161H173ZM190 162V161H189ZM192 162V161H191ZM211 162V163H212ZM215 162V161H214ZM203 163L205 164L206 162H204V160H203ZM206 163V164H207ZM54 164V163H53ZM167 164H166V166H167ZM172 164V163H171ZM202 164V163H201ZM213 165H214V163H212ZM221 164V163H220ZM223 164V163H222ZM222 164H221V166H222ZM48 165V164H47ZM175 165H177V164H175ZM210 165V167H212V165L211 164H209ZM208 165V166H209ZM226 165V164H225ZM46 166V165H45ZM69 166H71L72 168H75V169H77V171L75 172V173H73L72 171H70V167ZM163 166H165V165H163ZM189 166L191 167V165L189 164L188 165V167H187V169L189 168ZM198 166H199V164H198ZM197 166V167H198ZM203 166V165H202ZM200 167V168H206V166H204V167ZM220 166V165H219ZM40 167V166H39ZM41 167H42V165H41ZM57 166H55V168H56ZM145 167H148L147 165H145ZM215 167V165L213 166V168L212 169H215L214 168ZM45 168V167H44ZM51 168V167H50ZM54 168V167H53ZM60 168H58L57 170H61ZM165 168V167H164ZM171 168H173V167H171ZM175 168V167H174ZM185 168V169H184ZM207 168H209V167H207ZM224 168H225V166H224ZM46 169V168H45ZM44 169V170H45ZM167 169V168H166ZM199 169V168H198ZM203 169V170H204ZM226 169V168H225ZM38 170V169H37ZM52 170V169H51ZM56 170V169H55ZM54 170V172H55V174H53V177L55 176H59V175H56V174H58V172L57 171H55ZM148 170L149 171H151V178H150V180L151 179H153V182L156 180V182H157V180H158V178L159 177H161L160 175H158V173H157V171H154V170H152L150 167H148ZM195 170H197V169H195ZM218 170H219V167H218ZM218 170H213L214 171V173L216 172L217 173V171ZM222 170H224V169H222ZM246 170V172L244 173V171ZM254 170V169H253ZM256 170V169H255ZM166 171V170H165ZM199 171H201V169L199 170ZM206 171H208V169L206 170ZM226 171H227V169H226ZM61 172V171H60ZM59 172V173H60ZM63 172V173H64ZM251 172H253V171H250V173ZM255 172V171H254ZM52 173V172H51ZM169 173V172H168ZM178 173V172H177ZM185 173H187V172H185ZM184 173V174H185ZM208 174H209V172H207ZM215 173V174H216ZM14 174V175H13ZM61 174H62V172H61ZM183 174V173H182ZM183 174V175H184ZM196 174V173H195ZM207 174V175H208ZM213 175V172H211L210 173V176H212ZM219 175H221L220 173H218ZM217 174V175H218ZM6 175V176H5ZM180 175V174H179ZM197 175V174H196ZM254 175V176H253ZM159 176V177H158ZM182 176V175H181ZM186 176H189V175H186ZM191 176H193V175H191ZM216 176V175H215ZM253 176V177H252ZM259 176V177H260ZM59 177V178H60ZM256 177H254L255 179H257ZM50 178V177H49ZM52 178V177H51ZM63 178V179H62ZM147 178V177H146ZM193 178V177H192ZM195 178V177H194ZM209 178V177H208ZM85 180L86 182H87V184H88V187L82 192L81 190H80V188H79V182L81 181V180ZM148 179V178H147ZM189 179V178H188ZM187 179V180H188ZM254 179V180H255ZM261 179H263V178H261L260 177V179H258V180H261ZM1 180V179H0ZM59 180H56V181H59ZM149 180V179H148ZM150 180L148 181V183L150 182ZM162 180H163V178H162ZM167 179H164V181H161L162 183H159V184H163V183H165V181H166ZM175 181H176V179H174ZM182 180V179H181ZM192 180V179H191ZM194 180V179H193ZM207 180V179H206ZM254 180H252L253 182H254ZM4 182H6L5 180H3ZM44 181H46V180H44ZM55 181V185H56V183L58 184V182H56ZM159 181V182H160ZM167 181H169V180H167ZM166 181V183H168ZM179 181V180H178ZM263 181H264V179H263ZM263 181H260V182H263ZM2 182V181H1ZM47 182V181H46ZM93 182H94V185L96 186V187H92L93 186ZM98 182V181H97ZM96 182V183H97ZM151 182H152V180H151ZM151 182H150V184H151ZM152 182V183H153ZM173 182V181H172ZM179 182H181V181H179ZM208 182V181H207ZM256 182L257 183H259V181H257L256 180ZM256 182H254L255 183V185H256ZM41 183V182H40ZM99 183V182H98ZM97 183V184H98ZM188 183V182H187ZM249 183V182H248ZM6 184H8V183H6ZM10 184V183H9ZM26 184V185H25ZM103 184V185H102ZM154 184V186L156 187V186H158L157 184H158V182H157V184L154 182L153 183ZM156 184V185H155ZM174 184H176V183H174ZM181 184H182V182H181ZM209 184V183H208ZM235 184V185H234ZM261 184H263V183H261ZM4 185V184H3ZM39 185V184H38ZM37 185V186H38ZM54 185V184H53ZM92 185V186H91ZM166 185V184H165ZM168 185V184H167ZM192 185V184H191ZM234 186V187H232V186ZM245 185V184H244ZM258 185V184H257ZM0 186H2V184L0 185ZM28 186V185H27ZM49 186V185H48ZM154 186H152V195H153V198L155 197V193H156V189H158V191L160 192V190H159V188H161V187H164L163 185L161 186V187H154ZM208 186V185H207ZM239 186V188H240V186L241 185H238ZM11 187H9V189H8V191L11 189ZM56 187V186H55ZM166 187V186H165ZM164 187V188H165ZM187 187V186H186ZM229 187V188H228ZM3 188H4V190L6 189L5 187H3L2 186V188H0V191L2 192H4V190H3ZM29 187H27V190H31L30 188L28 189ZM168 187H166L165 189H167ZM178 188V187H177ZM176 188V189H177ZM188 188V187H187ZM193 188V187H192ZM210 188V189H209ZM263 188V186H261L260 188H259V190L261 189V190H264V188ZM2 189V190H1ZM47 189V188H46ZM57 189V188H56ZM58 189H60L59 188V185H58ZM164 189V190H165ZM190 189H191V187H190ZM194 189V188H193ZM254 189V188H253ZM164 190L161 188V191L163 192H160V193H162V195L160 196V197H162V196H166L167 197V195H165V193H164ZM186 190V189H185ZM189 190V189H188ZM185 191V193L183 194L185 197V199H184V201H181V200H183V199H181V200H179V208H181V210L183 209L189 216L187 217V218H185V222H184V225H182L179 229H177V228H172L171 226H173L174 224H175V222H173V224H171V225H169V224H165V225H169L172 229H170V228H168L167 226V228L165 227V225H164V227L166 228L165 229V231H163L162 232V235H161V240L163 241V243H165L164 245V249L162 248V251L161 250H159V252L157 253V250H156V248L154 247L155 245H153V244H149L148 243V241L147 240H145V248H144V254H145V256H147V255H150L148 252V250L147 249H149V247H150V245H153V246H151V247H154V250L155 251H153L155 254H159L160 256H161V258H165L166 259V257L168 256V255H181V252H182V249L184 248L183 247V243L181 242V238L179 239V240H176L175 239V237H173V239H170V236L171 235H173V234H179V233H181V234H188V235H191V236H193V235H195V234H198V232L200 233V231H202V229H206L207 228V232H206V234L204 233V235L206 236V238L204 237V239H203V241L201 242V243H203L204 242V245H208L209 244V246H210V244L212 243V244H218L219 243V247H217V249H216V252H215V255L214 256H212V258L211 259H208L209 261H216V262H218V264H219V262H228V261H232L233 262V264H261V261L262 260H264V242H262L261 241V233L262 232H264V206H262V200H264V196H262V192H261V194L260 195H258V197H256V199H255V202H254V198L252 199V201H251V203H250V201H248L247 199H246V194L247 193H249L248 191H249V189H248V191L246 190V192H242L243 194V199H242V197H241V193H240V195H238V196H240V199H242L243 201L242 202H240L239 203V205H241V203H243V204H246V205H244V206H242V208H241V212H243L244 211V213L243 214H245L248 218V220H247V222H245L244 221V223H242V224H236L235 223V221H231L230 220V216L231 215H234L233 213H232V209H234V210H236L235 208H234V205H235V207H237L236 205H238V204H236V203H238L239 201H241L240 199H239V201L238 202H236L235 203V201L236 200H233V199H231V200H229V201H227L228 199H223L224 197H226V196H228V195H230L231 193H223L224 195L226 194V196H221V194H220V196H221V198L219 197V199H222V200H220V202H221V205L223 206V205H225V208L227 209V211H225L224 210V212H223V209L224 208H222V211H221V209H220V211L222 212V214L221 215H218L219 214V212H217L216 210H215V208H213L210 204H209V201L208 200H202V199H196L195 200V203H191L190 205L188 204V202H187V200L188 199H193L192 198V195H191V192L190 191ZM214 190V191H213ZM6 191V190H5ZM7 191V192H8ZM18 191H20V192H18ZM32 191V190H31ZM171 191V190H170ZM169 191V192H170ZM228 191V190H227ZM232 191V192H233ZM238 191H240V190H238ZM245 191V190H244ZM256 191V190H255ZM2 192V193H3ZM27 192H29V191H27ZM32 192H34V191H32ZM38 193H39V191H37ZM42 192V191H41ZM182 192V191H181ZM264 192V191H263ZM37 193V194H38ZM211 193H210V195H211ZM239 193V192H238ZM256 193V192H255ZM6 194V193H5ZM4 194V195H5ZM22 194V193H21ZM20 194V196H22ZM26 195L27 194H31L30 192L29 193H25ZM34 194V193H33ZM47 194H51V193H47ZM61 193H60V191H59V195H60ZM215 194V193H214ZM252 194V193H251ZM3 195V194H2ZM3 195V196H4ZM7 195H9V194H7ZM25 196V198L23 199V201L21 200V199H19V197H18V199L17 198H15L14 199V197H12V199L10 200V202H9V198H11V197H9V198H7L8 199V204L10 205L9 207H10V211L12 212L11 214H13V221H11V222H9V225H10V227H9V231H10V228H11V231L10 232H15V233H17L20 237H21V241H19L18 242V246H17V248H14V252H16V253H20L21 254V256H22V258H23V263L24 264H26V262H28V261H44V262H46V264H57V261H67V260H76V259H80V258H82L81 257V254H79V253H76V252H74L72 249H70V248H68L67 246H59L58 247V251L57 250H54V249H52L53 247L55 248V246H54V244L56 243H54L53 241V243L54 244H52V242L49 244V242H41V241H39V240H37V229H38V225H39V209H40V206H41V204L44 202V199H45V197H48L47 195H45V194H39L38 195V198H37V196H36V199H34V195H32L31 194V196H34L33 198H31L30 196ZM137 195H139V193H137ZM212 195H213V193H212ZM212 195L210 196L211 198H212ZM235 195V194H234ZM233 195V196H234ZM253 195V194H252ZM18 196V195H17ZM0 197H2V196H0ZM5 197V196H4ZM3 197V198H4ZM22 197H24V196H22ZM181 197V196H180ZM230 197H231V195H230ZM21 198V197H20ZM66 198V197H65ZM227 198V197H226ZM237 198V197H236ZM1 199V198H0ZM17 199V200H16ZM141 199H142V197H141ZM161 199L162 198H160V201H161ZM164 199V198H163ZM169 199V198H168ZM178 199H180V198H178ZM218 199V200H219ZM214 200V199H213ZM212 200V201H213ZM217 200V201H218ZM189 201V200H188ZM192 201H194V200H192ZM162 202V201H161ZM163 202L164 203H166L167 204V201L164 199L163 200ZM190 202V201H189ZM211 202V201H210ZM219 202V203H220ZM218 203V204H219ZM250 203V204H249ZM252 203H254V204H252ZM170 204V203H169ZM215 204V203H214ZM242 204V205H243ZM252 204V205H251ZM164 204H161V203H159V204H157V205H155V209H156V215H157V219H156V223L157 224H161V222L162 221H167L168 219L167 218H170V216H171V214L169 215L168 213H166L165 212V208H166V206L164 207L163 206ZM171 205V204H170ZM174 205V204H173ZM176 205V204H175ZM221 205H219L220 207H222ZM254 206V207H253ZM215 207V206H214ZM224 207V206H223ZM241 207V206H240ZM256 207V210H259V212H256V211H254V209L253 208H255ZM177 208V207H176ZM200 209H203V211H200ZM240 210V209H239ZM184 211L182 212L183 214H184ZM172 212V211H171ZM178 212V211H177ZM226 212V213H225ZM218 213V214H217ZM237 213H238V211H237ZM167 215H169L168 217H167ZM230 215V216H229ZM240 215V214H239ZM229 216V217H228ZM240 216H242V215H240ZM183 217V216H182ZM228 217V218H227ZM53 218V217H52ZM181 218V217H180ZM246 218V217H245ZM171 219V218H170ZM233 219V218H232ZM236 219V218H235ZM240 219V218H239ZM243 219V218H242ZM241 221V220H240ZM54 222V221H53ZM26 223V224H25ZM59 223H60V221L58 222V224L57 225H59ZM166 223V222H165ZM7 224V226H8V223H6ZM210 224H215L216 226L215 227H213V226H211ZM207 226V227H206ZM211 226V227H210ZM205 227V228H204ZM213 227V228H212ZM241 228L242 229V232L240 233V234H237V236H233V237H231V238H229V237H227L225 234H226V231L225 230H232V229H234V228ZM168 229V230H167ZM237 230H239V229H237ZM225 231V233H223ZM112 234H113V236H114V238H115V240L116 241H118V240H120L121 242H124L125 241V244H126V246H127V249H126V253H120L117 249V246H115V245H112V242H114L115 243V241H112L111 242V244L110 245H105L104 244V242H100V243H98L99 245L97 246L98 247V251H99V254H98V252L97 253H95V255L93 256V255H91L92 257H90V256H87V253H88V248H84V252L86 253V256H84L83 258H86V259H93V258H106V259H108V257H110L111 255H116V254H120L121 255V258H122V256L124 257L125 256V254H126V256L124 257V258H132V259H137V258H139V257H137L136 256V247H138V244L137 245H135V246H133V245H131L130 243H129V241H128V239H127V237H126V235L122 232V230L121 229H119V228H114V229H112ZM224 234V235H223ZM65 235V234H64ZM203 235V234H202ZM66 236V235H65ZM90 236V237H91ZM105 236V235H104ZM103 236V237H104ZM177 236V235H176ZM190 236V237H191ZM224 236H226L227 238L226 239H224L225 237ZM60 237V236H59ZM101 237V236H100ZM169 237V238H168ZM198 237V236H197ZM201 237V236H200ZM224 237V238H223ZM172 238V237H171ZM92 239V238H91ZM102 239V238H101ZM185 238H183V240H184ZM93 240V239H92ZM197 240V239H196ZM205 240V241H204ZM97 241V240H96ZM101 241V240H100ZM102 241H104V240H102ZM119 242V241H118ZM120 242V243H121ZM190 242V241H189ZM221 242V243H220ZM243 243V244H240V243ZM245 242V243H244ZM5 243V242H4ZM4 243H3V245H4ZM92 244L94 243V242H91ZM186 243V242H185ZM53 246H52V245ZM91 244V245H92ZM118 244V243H117ZM211 244V245H212ZM2 245V246H3ZM60 245V244H59ZM199 245H201V244H199ZM204 245H201L200 247H201V251H203L204 250V248H205V246ZM116 248H115V247ZM218 246V245H217ZM86 247V246H85ZM97 247H95V248H97ZM2 248V247H1ZM92 248V247H91ZM94 248V247H93ZM92 248V249H93ZM207 248V247H206ZM205 248V249H206ZM216 248V247H215ZM87 249V250H86ZM185 249V248H184ZM183 249V250H184ZM187 249V248H186ZM190 249V248H189ZM1 250V249H0ZM95 250V249H94ZM145 250H147V251H145ZM153 250V249H152ZM188 250V249H187ZM186 250V251H187ZM206 250H208V252H209V249H206ZM2 251V250H1ZM123 251V252H124ZM200 251V253H201V255H199L200 257L202 256V252ZM96 252V251H95ZM118 252V253H117ZM190 252V251H189ZM2 253V252H1ZM0 253V257H1V255H3V253L1 254ZM92 253H93V251H92ZM111 254V255H110ZM124 254V255H123ZM198 254V253H197ZM205 254V251H203V255ZM228 254H230L231 256L230 257H227V255ZM110 255V256H109ZM206 255V254H205ZM116 256H118V255H116ZM174 256V257H175ZM187 256L188 257H186V259L185 260H181V258L180 259H177V258H173V260H175V261H177V262H180V264H183V262H185V261H187V262H195V261H198L199 259L197 258V256L194 254H190V255H188L187 254ZM208 256V255H207ZM210 256V255H209ZM118 258V257H117ZM117 258H116V260H117ZM119 258H120V256H119ZM118 258V259H119ZM168 258V257H167ZM208 258V257H207Z\"/></svg>","mask_w":264,"mask_h":264},{"label":"rangeland","instance_id":"374dc122","mask_svg":"<svg viewBox=\"0 0 264 264\" xmlns=\"http://www.w3.org/2000/svg\"><path fill=\"white\" fill-rule=\"evenodd\" d=\"M65 1V0H64ZM70 1V0H69ZM144 1V2H143ZM165 1H168V2H165ZM184 1V2H183ZM204 1H205V3H204ZM214 0H202L201 2L203 3V6H202V8L204 7V10L205 11H203V14L202 15H204V16H206V17H208V19H205V21H207L208 22V28H207V23H204V22H202V20H199V16H200V14H196L195 16H193L192 14H193V12H194V10H195V7H196V5H195V3L194 2H192V0H140V2H138L139 3V5H137L138 6V13L141 11V9L143 8L144 10H142L143 12L142 13H139V15L142 17V15H143V17H144V15L146 16V14H153V17L155 18L156 16V20H154V18L152 17V15H150L149 17H151V18H149V19H153L152 21H153V23H152V28H151V30L152 31H149L151 34H153V39L155 38V35H157V37L158 36H162L161 38L160 37H158V38H160L161 40L159 41V43L158 44H156L153 48L154 49H151L152 51H150V49H145V51L146 52H144V50H143V52H142V50H139V51H141L140 53H143V54H141L142 55V57H143V55L144 54H149V56L150 55H153L155 52V54H154V56H151L150 58L152 59V60H154V62L155 63H161L160 65H162L161 67H163V69L166 67V66H170V67H166V68H169V71L168 72H170V71H173L175 74L176 73H178V74H176V77H174V75L175 74H172L173 72H170L173 76H172V79H170V81H169V84H173V89H175V87H176V89H177V93L173 96V95H171V94H169V89H168V86H166V84H168V78L166 79V77H164V78H162V81L161 80H159V81H156L154 78H151V81L149 82L150 84H152L153 83V85L152 86H150V87H148V86H146V85H150L149 83H148V79H150V78H148L147 76H145L146 74L148 75H152L155 71L156 72H158V68H159V70H160V66H157L155 69V71H153L152 73H151V71L152 70H154V69H151V68H153L154 66H152V65H154V62L151 60V59H149V58H147V60L149 59L150 61H146L145 60V58H141V55L140 56H138L137 55V57H140L139 59V61L141 62H136V65L138 64L139 66H141L140 64H142L143 65V63H145V62H142V60L143 61H146L147 63H145L144 65H143V69L141 70L140 68V70L141 71H136L137 73L139 72L140 74H141V76H142V74L143 73H146V74H143L144 76H145V79L147 80V81H144V76H142V78H140V80H139V82L141 81V79H143V83H139L138 85V89H137V92H138V94H137V92H136V94L135 95H133V94H128L130 91H131V89L129 88V87H125L124 89H125V91L123 92V94L121 95V94H118L117 92L119 91V89H116L115 90V92L118 94H116V98L115 99H117V97L119 96V101H120V103L119 104H123L124 103V105H126L127 103H131V104H127L126 106H124V107H127V109H128V111H125V110H127L126 108H125V110H124V107H123V113H127V112H129L128 114L130 115V113H131V111L133 110V108H134V110H135V106L137 105V109L138 108H144L143 110H141L140 109V111H138L139 113H136L137 111H132V113L133 114H131L130 116H134V114H135V116H137V117H139V118H141L142 119V121L144 120V126L145 127H147V125L149 124V122L151 123V121H155L156 119H155V116H153L152 117V115H146V114H151L150 112H152V111H155V110H158V109H163V110H166L167 109V107H169L168 109H172V112H171V114H172V116L171 117H169L171 114H169V116H168V114L166 115V117H169V118H166L167 120H168V124H165V125H167L166 127L168 128L167 129V131L165 132V130H166V128L163 130V131H161V132H163V134H161L160 135V133H157V134H159V135H152V136H148V135H146L145 137H144V134H143V132H145L144 130L146 129L144 126L140 129V131H139V133H137L136 134V136H137V138L138 137H140V138H138V140L137 139H135V140H137V144L138 145H142V146H148V144H151V145H153V146H155V148L157 149V154L159 155L161 152H164V153H167L168 151H169V149H168V147L170 148V150L171 151H169V152H171L173 155H170V153H169V155H168V157L169 156H172L171 157V159L172 158H174V156H175V160L173 159V161L170 163V161H167V162H169L170 163V165L169 164H167V163H165L164 165V169L167 171V172H169V176H168V179L167 180H171V188H170V192H168L167 194V197L166 196H162L161 198V201H160V203L161 204H164L165 206H166V209L168 210L166 213H168L169 215L171 214V216H170V218H167L168 220H172L173 222H178L179 224H180V227L182 226V225H184V222L186 221L185 220V218H187L189 215L182 209L181 210V208H179L180 206H179V200H181V199H183V200H181V201H184V193H185V191H187L188 189V191H190L191 192V195H192V198L193 199H188L187 200V202H188V204L190 205L191 203H193V201L192 200H196V199H202V200H208L209 201V204L213 207V208H215V210L217 211V212H219L220 211V209H221V211H222V208H224L223 209V212H224V210L225 211H227V207L225 208V205H221V202H220V200H222V199H219V197L221 198V196L223 195V196H226V194L227 193H231L230 195H231V197H230V195H228V196H226V197H224L223 199H228L227 201H229V200H231V199H233V200H236L235 201V203L236 202H238L239 201V199H240V196H238V195H240V193H241V197H242V199H243V193L242 192H246V190L248 191V189H249V191L248 192H251L253 195V200H254V202H255V199H256V197H258V195H260L261 194V192H263L264 190H259V188L261 187V186H263V188H264V181H263V179H264V176H260V172H258V170H257V167L255 168H253L254 170H252L253 172H251L250 173V171H249V169H246V170H248L249 172H246V170L244 171V173L245 174H254V173H256V174H254V175H257L258 174V176L256 177V176H254V177H256L257 179H255L253 176V178L251 179V181H250V178H249V180H244V182H243V180H242V178H236L237 180H236V182L235 183H237V185H236V187H237V190L234 188V191H233V189L231 188V189H227V190H224L223 192H222V194L221 193H216V191L215 192H212L213 193V195H212V193H211V195H212V198L210 197L211 195H210V193H209V195L208 196H206L204 193H203V191L204 190H206V189H208L207 187H210V186H212L211 185V183H212V181L213 180H211L210 181V179H213L214 177L216 178V177H218V176H222V174L223 175H225V174H227L229 171H231L232 169H235V161H233V159L231 158V157H229V154L227 153L228 151H229V147H232V145L234 146V144H236L234 141H230V142H227L226 141V139L225 140H223L224 139V137L223 136H221L220 137V135H222V134H220L219 132H223V134L224 133H226V131H225V127H227V121H226V119L225 118H223V117H226V116H228V110H226L225 108L223 109V108H219V110L222 112V110H223V112H224V110H225V112L227 111V113H225V116H222V118H223V120H225V121H223V120H221V118H219V116L221 117V115H223L224 113H222L221 115H220V111L219 110H217V108L218 107H216V110H215V108H214V106H216V105H213V107H212V104H211V107L212 108H214V109H212L211 107H208L207 109L210 111V113L212 112V114H213V116H214V114L215 115H219V116H217L218 118H215V116L214 117H212V116H210L209 114H207L208 112V110L206 111V108L204 107V106H206V104H204V106L203 105H201V104H199V103H202V102H200V101H198L197 99H198V93H199V91L201 90L202 92H203V90L201 89V87H202V85L201 86H199L198 87V90H196L197 89V87L195 88V92L194 93H192L193 91H194V89L193 90H191L192 92H190V88H194V86H197V84L196 83H199V85L200 84H202L201 83V80H203V79H205V78H207L208 80V82L210 83V84H213V85H211L210 86V88H212V89H214L215 87H217L218 85H220L221 86V84L223 83L224 85H226V83H228V81H229V79H227V78H229V76H231L232 74H230L232 71L234 72V71H236L237 69L236 68H234L233 69V67H236L237 66V62H236V60H235V56H237L236 54H238V57L236 58V59H238V58H240L241 56H243V55H246L247 56V58L249 57V59L251 60V62L252 61H254V59L255 60H259V61H254V62H252V65L254 66L256 63V67H260V60H261V58H260V55L262 54V50H264V41H263V43H262V46H260L261 48H260V53H258V54H260V55H258L255 51L253 52V50L252 51H248L247 49H246V47H242V48H245L248 52H246V50H244V49H242L241 47L239 48L238 46H241V45H245V44H243V43H245V41H244V39H242V40H239V42H241V43H236V44H238V46H237V48L235 49V47H236V44L235 43H233L234 44V46H231L230 48H232V47H234V49L235 50H233V51H238V53H236V52H233L231 49H225L224 47H223V45H225V44H220L219 43V45H218V43L217 42H222V40H218V37H217V40H216V38L214 37V36H218V34H217V30H218V28L219 27H217V26H220L221 28H223L224 30H225V27L224 26H226V23H227V21H228V23H229V21H230V19L229 18H227L228 20H226V17H227V14L229 13V14H231L232 12H235L236 14L237 13H239L240 14V16L241 17H243V19L244 18H247V17H245L244 15L246 14V12H247V15H248V18H249V14L250 13H252L251 11V4H249V3H242V2H240L241 0H237L238 2H240V3H242V4H245V7H243L242 5V7L239 5V3L236 1V0H231V2H232V4H230V2L228 3V0L227 1H220L219 3H215V2H213ZM258 1H260V0H257L255 3H256V5H257V2ZM63 2V1H62ZM61 2V3H62ZM159 2V3H158ZM161 2V3H160ZM165 2V3H164ZM174 2V3H173ZM210 2V3H209ZM213 2V3H212ZM237 2V3H236ZM67 3V5H68V3L69 2H66ZM66 3H65V5H66ZM145 3V4H144ZM168 3V4H167ZM183 3V4H182ZM185 3V4H184ZM215 3V4H214ZM254 3V4H255ZM259 3V2H258ZM88 4H91V2L90 3H88ZM94 3H92V5H93ZM143 4V5H142ZM152 4V5H151ZM160 4V5H159ZM162 4V5H161ZM164 4V5H163ZM212 4V5H211ZM236 4H238L237 6H236ZM247 4H249V8H251V9H249V8H247ZM260 4V3H259ZM258 4V6L255 8V10H254V16L253 15H251V17L247 20V22H249L250 21V19H251V21L253 20V18L256 16L257 17V20H256V17L254 18L255 20H253V21H256L257 23H252L251 21L249 22L251 25L252 24H255V25H257V24H260L259 23V21H260V5ZM60 5H63V4H60ZM155 5V6H154ZM183 5H184V7H183ZM186 5H188V6H186ZM191 5V6H190ZM205 5V6H204ZM235 5V6H234ZM247 5V6H246ZM142 6V7H141ZM154 6V7H153ZM156 6H157V8H156ZM214 6V7H213ZM227 6V7H226ZM141 7V8H140ZM165 7V8H164ZM186 7V8H185ZM189 7V8H188ZM192 7H193V9H192ZM208 7H209V9H208ZM219 7V8H218ZM230 7V8H229ZM241 8V10L243 11H241L240 10V8ZM93 8V10L92 9H90V7H89V9L88 10H92L94 13H96L97 11H104L103 10V8H102V6L100 7V9H102V10H95L94 11V7H92ZM96 8V7H95ZM139 8H140V10H139ZM152 8H154V9H152ZM167 8V9H166ZM182 8V9H181ZM212 8V9H211ZM217 8V9H216ZM225 8V9H224ZM228 8H229V12H228ZM234 8V9H233ZM244 8H245V10H244ZM59 10H60V8H58ZM64 9H66L65 11L62 9L61 11H63V13H59V14H62V15H66V13L65 12H68L67 11V8H64ZM145 9H147V10H145ZM150 9V10H149ZM174 9V10H173ZM187 9V10H186ZM219 9V10H218ZM222 9H223V13H222ZM233 9V10H232ZM246 9H247V11H246ZM171 10V11H170ZM179 10V11H178ZM182 10V11H181ZM184 10V11H183ZM214 10V11H213ZM218 10V11H217ZM224 10H226V12L224 11ZM230 10H231V12H230ZM251 10V11H250ZM106 11V10H105ZM104 11V12H105ZM146 11V12H145ZM152 11H154V12H152ZM169 13H168V12ZM189 11V12H188ZM190 11H191V14H189L190 13ZM211 11V12H210ZM237 11V12H236ZM248 11L250 12L249 14H248ZM173 12H174V14H175V16H174V14H173ZM181 12V14H179L181 17H179V15H178V13H180ZM220 12V13H219ZM256 12V13H255ZM259 14H258V13ZM65 13V14H64ZM136 13H137V11H136ZM206 13V14H205ZM218 13V14H217ZM58 14V15H59ZM69 14H71L70 13V11H69ZM189 14V15H188ZM216 14V15H215ZM239 14H237V15H239ZM244 14V15H243ZM155 15V16H154ZM178 15V16H177ZM184 15H186V16H184ZM193 17H196V18H192V16ZM222 15H225L226 17L224 18V16H222ZM258 15H259V17H258ZM61 15H59V17H60ZM148 16V15H147ZM146 16V17H147ZM184 16V17H183ZM187 16H189L188 18H187ZM191 16V17H190ZM222 16V18H223V22H222V24L224 23V21H225V23L223 24V25H221V22H219L218 20H220V17ZM240 16H239V18H240ZM253 16V17H252ZM113 16L111 15V18H107V21H108V19L110 20L111 19V21L113 20V19H115V18H112ZM115 17V16H114ZM161 17V18H160ZM177 17H179V19L177 18ZM205 17V18H206ZM219 17V18H218ZM171 18H173V19H171ZM188 20V21H190V20H192V19H198L201 23V26L203 27V28H199L198 29V31H197V29H192V30H195V31H189V30H191V29H189L188 30V27L186 28V26L187 25H185L184 23L186 22H188L186 19ZM192 18V19H191ZM221 18V19H222ZM117 19V18H116ZM115 19V20H116ZM171 19V20H170ZM177 19V20H176ZM180 19H182L181 21H182V23L185 25H181V21H180ZM218 19V20H217ZM225 19V20H224ZM243 19H241L240 18V20L242 21ZM258 19H259V21H258ZM115 20H113V21H115ZM186 20V21H185ZM245 20V19H244ZM74 21V20H73ZM107 21H103V22H101L102 24H100V25H98L97 24V26L99 27V30H98V32L100 31V33L102 34V36H104V38H105V36H106V33H105V31H106V29L104 28L105 27V24H107ZM110 21V22H111ZM171 21V22H170ZM180 23V24H178V22ZM185 21V22H184ZM159 22V23H158ZM218 22V23H217ZM243 22V26H245L246 25V27H248V23L246 22V21H242ZM104 23V24H103ZM158 23V24H157ZM174 23V24H173ZM210 23V24H209ZM220 23V24H219ZM161 24V25H160ZM248 24V25H247ZM81 24H79V26H80ZM206 25V26H205ZM78 26V27H79ZM82 27H83V25H81ZM103 26V27H102ZM168 26V27H167ZM204 26H205V28H207V29H205L204 28ZM242 26V27H243ZM257 26H259V25H257ZM256 26V27H257ZM77 27V28H78ZM159 27V28H158ZM181 27V28H180ZM260 27V26H259ZM15 28L16 27H14L13 29L15 30ZM101 28V29H100ZM104 28V29H103ZM158 28V29H157ZM164 28H166L165 30H163ZM184 28H186L185 30H184ZM249 28V27H248ZM17 29V28H16ZM79 29H83V28H79ZM226 29H227V27H226ZM13 30V31H14ZM73 30H76V29H73ZM73 30H71V36H72V38H73V40L77 37V35L75 34H73ZM159 30V31H158ZM161 30H163V32L161 31ZM184 30V31H183ZM13 31H8V33L9 32H13ZM16 31V30H15ZM33 30H31V32H32ZM77 31H80V30H76V33H77ZM148 31V30H147ZM183 31V32H182ZM201 31V32H200ZM210 31H212V32H210ZM226 31V30H225ZM225 31H223V36H225L226 37V35H228V33H226ZM28 33H29V30L27 31ZM148 32V33H149ZM187 32V33H186ZM193 32V33H192ZM204 32V33H203ZM224 32L226 33V34H224ZM247 32L249 33V32H252V34H254L253 33V30H248L247 29ZM189 33H191V34H189ZM199 33H200V35H199ZM215 33V34H214ZM246 33V32H245ZM30 34V33H29ZM155 34V35H154ZM194 34H196V35H194ZM213 34V35H212ZM240 34H242V33H240ZM249 34H251V33H249ZM251 34V35H252ZM165 35V36H164ZM188 35V36H187ZM193 35V36H192ZM204 35V36H203ZM207 35V36H206ZM211 35V36H210ZM245 35V34H244ZM251 35H247L246 34V36H245V40H246V37H250ZM98 36H99V34H98ZM149 36H151L150 34H149ZM148 36V37H149ZM194 36H196L195 38H194ZM199 38H198V37ZM24 36H22V39L20 38V41L21 40H23V39H25V40H23V41H26V39L27 40H30V37L28 36H25L24 38H23ZM92 38H93V36H91ZM94 37H97V35L96 36H94ZM164 37H166V38H164ZM90 38V37H89ZM89 38H87V40H90ZM91 38V39H92ZM99 38H101V37H99ZM103 37L101 38L102 40H104V42H105V39H104ZM151 38V37H150ZM151 38V39H152ZM201 38V39H200ZM213 38H215V39H213ZM248 38H247V40H248ZM77 39V38H76ZM165 39V40H164ZM184 39V40H183ZM209 39V40H208ZM211 39H212V43H210L209 41H211ZM108 40V39H107ZM195 41V43H194V41ZM214 40L215 41H217V42H214ZM30 41H32V39L30 40ZM29 41V42H30ZM85 41H86V39H85ZM189 41V42H188ZM206 41H208V43L210 44H207V42ZM28 41H26V43H27ZM27 43V44H31V43ZM72 41H68L67 43H69V44H67V45H70V43H71ZM168 42V43H167ZM192 42L194 43V44H192ZM198 42V43H197ZM214 42V43H213ZM247 42V41H246ZM50 43V44H49ZM48 44L49 45H51V42H49ZM187 45H186V44ZM223 43V42H222ZM11 44V43H10ZM21 44H22V41H21V43L19 44L20 45V47H21ZM23 44H24V42H23ZM22 44V47H24V45ZM47 43L44 45V46H47L48 45ZM104 44V43H103ZM190 44V45H189ZM196 44H198V45H196ZM201 44V45H200ZM202 44H204V45H202ZM206 44V45H205ZM232 44V45H233ZM241 44V45H240ZM9 45V43L6 45V47ZM18 44H16V46H17ZM32 45H33V43H32ZM32 45H30V46H32ZM72 45V44H71ZM141 46H142V44H140ZM209 45V46H208ZM212 45V46H211ZM12 46V47H11ZM11 46H8L7 47V51H6V48H5V46L3 47V48H5V50H2L3 48L1 47V49H0V60L2 61V62H0L1 64H0V70H3L4 69V67H6L5 69H6V71H7V69H8V71L7 72H9L10 70L12 71V72H9L8 73V78L9 79H11V80H9L8 81V78H7V80L6 79H4L6 82H8V84L6 83V84H4L3 85V82H2V84L1 85H3V87L5 86V87H7L6 89H4L1 85V88H3V89H1L0 91H1V93H0V99L2 100L3 98L5 99V100H8V102H9V104H12V105H14V106H16V109L17 110H20V111H22V115H24L25 114V111L24 110H27V114L29 115V117H32L33 119H36L37 118V115L38 116H41L42 115V117H43V120L41 121V123H44L45 124V122L47 123V122H49L48 120L49 119H51V121L53 120V123L51 124V125H53L54 127L55 126H57L58 124H57V122H56V117H54V113H51L52 112V110H54L55 108H57L58 110H59V106H57V107H55V108H53L52 107V105H54V104H52L51 102H50V104H52L51 105V109L49 108V109H47V107H48V105H46V103L48 102V101H50V100H48V98H46V97H49V99H50V95L52 96V94H53V96H54V92L52 91V89H50L49 87V85H47L46 87H48L51 91H49V92H53L52 94L50 93V95L49 96H46V95H48V91L47 90H43L44 92L42 93V96H41V89H43V88H46V87H44L43 85H40V86H42L43 88H41V89H38V88H40V86H39V83L37 82V80H36V82L38 83H35V77H37V75H38V73H40V70H42L43 69V62L41 61L40 63L38 62V60H36L38 63H36L35 65L37 66V68H35V70L34 69H31V70H33L34 72H35V75H34V73H29V71L27 70V69H24V73H25V71L26 72H28V73H26V74H28L27 75V77H31V75L33 74L35 77H33L32 79H34L33 80V83L31 82L32 81V79H30V81H28L29 79L28 78H26V74H24L23 73V77L24 78H26V79H24L23 77H22V73H20V74H18L20 71L18 70V68L20 67V60H19V62H18V59H17V57H15L14 55H16V53H15V48H14V44L13 45H11ZM26 47H27V45H25ZM170 46V47H169ZM184 46V47H183ZM194 46V47H193ZM22 47H21V49H22ZM26 47H25V51H24V49H23V51L24 52H22L21 50H18V51H20V53H22L23 55L22 56H24V59H26V61L28 60V58L30 59V57H33V55H36L37 56V59H39V57H41V59L42 60H45V59H43V55H42V53L41 52H39V51H37V54H38V52H39V56L37 55V54H33V52L35 53V51L34 50H32L31 49V47H30V49H31V53H32V56L30 55V54H26L25 52H26ZM34 46H32V48H33ZM48 47H50V46H48ZM71 47V46H70ZM69 46L67 47V48H70ZM189 47V48H188ZM203 47H205V49L207 50L208 49V47H209V49H208V52L210 53V55H211V57L209 58V60L208 59H203V55H199V53H201L200 52V50H202V48ZM214 47V48H213ZM226 47V46H225ZM14 48V49H13ZM57 48L58 47H55V49H56V51H57ZM112 48H116L115 46L114 47H112ZM117 48H120V47H117ZM197 48H200V49H197ZM220 48H221V50H220ZM222 48H224V49H222ZM227 48V47H226ZM263 48V49H262ZM12 49L14 50L13 51V53H14V55H13V53L11 54V52H12ZM114 49H112V50H114ZM212 51H211V50ZM238 49V50H237ZM11 50V51H10ZM53 50H54V48H53ZM59 50V49H58ZM240 50V51H239ZM2 51H4V52H2ZM7 52V54H6V52ZM18 51H17V53H18ZM49 51V50H48ZM50 51H52V50H50ZM56 51H54V53L56 52ZM139 51H138V53H139ZM149 51H150V53H149ZM228 51H229V53H228ZM246 53H245V52ZM53 52V51H52ZM52 52H50V57H48L49 58V63H51L52 62V59L55 57V59H56V56H54V55H56V54H52ZM68 52V51H67ZM71 51H69L67 54H69ZM154 52V53H153ZM183 52V53H182ZM194 52H195V54H194ZM235 53V54H233L234 56L233 57H235L234 59H233V62L232 63H230L231 62V60H230V57H231V53ZM240 52V53H239ZM251 52H252V54H255V58L254 59H251ZM20 53H18V55L20 54ZM28 53V52H27ZM177 53V54H176ZM179 53V54H178ZM212 53H214V55L212 54ZM216 53V54H215ZM222 53V54H221ZM10 54V56H8ZM27 56H26V55ZM42 56H41V55ZM46 54V56H48ZM72 54V52L69 54V55H71ZM181 54H182V56H181ZM241 54H243V55H241ZM2 55V56H1ZM3 55H5V56H3ZM13 57H12V56ZM28 55H29V57H28ZM82 55V54H81ZM80 55V56H81ZM177 55V56H176ZM185 55V56H184ZM187 55H188V57H187ZM192 55H194V56H192ZM216 55H218L217 57H216ZM227 55V56H226ZM230 55V56H229ZM241 55V56H240ZM249 55V56H248ZM258 55V56H257ZM20 57H21V54L19 55ZM26 56V57H25ZM36 56H34L35 58H33V60H34V62H36L35 61V59H36ZM62 56V55H61ZM84 55H82L81 57H82V59L81 60H83L84 59V57H83ZM146 56V55H145ZM144 56V57H145ZM148 56V57H149ZM213 56V57H212ZM226 56V57H225ZM254 56V55H253ZM252 56V57H253ZM3 57H6V58H3ZM10 57V58H9ZM28 57V58H27ZM52 57V59H50ZM57 57H58V53H57ZM87 57H89V56H87ZM153 57L155 58V59H153ZM156 57H157V59H156ZM174 57V58H173ZM193 57V58H192ZM243 57H245V56H243ZM257 57H259L260 59H256ZM23 58V57H22ZM21 58V61H23L21 64H23L24 62H25V60H23ZM59 58V57H58ZM57 58V59H58ZM90 58V57H89ZM89 58H87L89 61L88 62H90L91 60L89 59ZM172 58V59H171ZM201 58V59H200ZM213 58H215V59H213ZM217 58V59H216ZM219 58V59H218ZM229 58V59H228ZM7 59H9V61L8 62H10V63H7V61L6 60ZM14 59L16 60V62L14 61ZM41 59H39V61L41 60ZM55 59H53V62L55 63ZM56 59V60H57ZM142 59V60H141ZM177 59V60H176ZM183 59V60H182ZM227 59V60H226ZM4 60V61H3ZM10 60H12V61H10ZM60 59H58V61H59ZM80 60V59H79ZM85 60H86V57H85V59L83 60L84 62H85ZM192 62H191V61ZM214 60V61H213ZM220 60V61H219ZM228 60H230V62L228 61ZM234 60H235V63H236V66L235 65H231V64H233L234 63ZM29 62H30V60H28ZM26 62V63H29V62ZM48 61V60H47ZM46 61V62H47ZM57 61V62H58ZM157 61V62H156ZM213 61V62H212ZM228 61V62H227ZM238 61V60H237ZM13 62V63H12ZM15 62V63H14ZM45 62V61H44ZM45 62V63H46ZM52 62V63H53ZM78 62H81V61H78ZM87 62V61H86ZM86 62H85V64H86ZM151 64H150V63ZM173 62V63H172ZM179 62H181V63H179ZM185 62V63H184ZM209 62V63H208ZM211 62V63H210ZM216 63V65H217V63H218V66L219 67H221L222 66V64L223 65H228L229 64V67H230V65H231V68H232V71H229V72H227V75H228V73L230 74V75H228V77H227V75H226V71L223 69V71H224V76H225V78H223L222 79V75H218V73H216L217 75H215L214 73L215 72H211V73H213L212 75L214 76H212L211 74H210V76L208 77L207 76V74L209 75V69H207L208 71V73L206 72V68L205 67H207V65L210 67V64H211V67L213 68V66H212V64H215ZM4 63H7V64H4ZM25 63V65L28 67V65L29 66H32V68H33V66L34 65H31V64H34V63H29L28 65ZM41 63H42V65H41ZM53 63V64H54ZM69 63V62H68ZM194 63V64H193ZM228 63V64H227ZM234 63V64H235ZM254 63V64H253ZM15 64V65H14ZM37 64H40V66L39 65H37ZM82 64V65H81ZM81 64H80V66H84V63H82L81 62ZM175 64V65H174ZM177 64H181V66L180 65H177ZM190 64V65H189ZM3 65V66H2ZM6 65V66H5ZM12 65V66H11ZM17 65V66H16ZM46 65V64H45ZM123 65V63L118 67V70H119V72L121 73V71L123 70H121L120 69V67ZM150 65V66H149ZM159 65V64H158ZM185 66V68H184V66ZM194 65H196V66H194ZM221 65V66H220ZM19 66V67H18ZM38 66H39V69H38ZM47 66V65H46ZM68 66V70H69V68H71V70H66L65 72H66V76L67 75H69V77L70 78H68L67 77V79H70V80H68L69 81V83H67L68 81H66L67 79H66V76H64L65 77V80H64V84L66 83V84H68V87H69V84H70V88H69V93L71 94V90L70 89H72V90H74V89H76L77 87H78V85H77V83L80 85V86H82L83 87V80L81 79V78H83L85 75H83V76H81L82 74H79V70H78V73L75 75V72H77V69L75 70V69H73L71 66H73V64H71V66H69V64L67 65ZM152 66V67H151ZM182 66H183V68H182ZM199 66V67H198ZM215 66V65H214ZM233 66V67H232ZM254 66V67H255ZM1 67H3V68H1ZM11 67V68H10ZM15 67V68H14ZM16 67H18V68H16ZM42 69H41V68ZM48 67V66H47ZM47 67H44V68H46V71H44V70H42L41 72V75L44 73V72H47V69H49V67L47 68ZM74 67V66H73ZM78 67V66H77ZM144 67H146L147 69H151V70H147V69H145ZM151 67V68H150ZM200 67H202V68H205V70L203 71V74H202V68H200ZM210 67V68H211ZM228 67V66H227ZM31 67H29V69H30ZM66 68V67H65ZM121 68H123V67H121ZM187 68V69H186ZM208 68V67H207ZM211 68V69H212ZM12 69H14V70H12ZM37 69L39 70V72L37 71ZM56 69H58V68H56ZM72 69H73V71H72ZM162 69V68H161ZM172 69V70H171ZM182 69V70H181ZM186 71H184V70ZM198 69H201V72H200V70H198ZM230 69V68H229ZM250 69V68H249ZM256 68H251L250 69V72L252 73L254 70H255ZM17 70L19 71V72H17ZM53 70V69H52ZM52 70H48L49 71V73H50V71L52 72ZM59 70V69H58ZM58 70H53V72H55V71H58ZM74 70H75V72H74ZM118 70L116 71V73H115V75L116 74H118L117 72H118ZM138 70V69H137ZM146 72H145V71ZM179 70V71H178ZM252 70V71H251ZM32 71V72H33ZM74 72V73H71V75H70V73L69 72ZM183 71L185 72V73H183ZM222 71V72H223ZM245 71H247L245 74L246 75H248V74H251V73H248V70H247V68H245L244 69V71L243 72H245ZM16 72V73H15ZM36 72H38V73H36ZM53 72H52V74H53ZM135 72V76H139L140 74H138L137 75V73ZM147 72H150V73H147ZM199 72V73H198ZM237 72H238V70H237ZM11 73H13L12 75H11ZM49 73H44V76H45V74H49ZM68 73V74H67ZM122 73H123V71H122ZM206 75H205V74ZM235 74L234 75H232L233 77L235 76V78H236V75L238 74V73H236V72H234ZM239 73H240V71H239ZM18 74V75H17ZM37 74V75H36ZM51 74V75H52ZM56 74V73H55ZM219 74H221V73H219ZM242 73H240V75L238 74V76H244L245 74H243V75H241ZM15 75H17V76H15ZM19 75H20V77H19ZM51 75H49V76H51ZM78 75V76H77ZM80 75V76H79ZM111 75L112 74H110V77H111ZM192 75V76H191ZM200 75H201V77H200ZM245 75V76H246ZM252 75H253V73H252ZM39 76V75H38ZM114 76V75H113ZM112 76V77H113ZM182 76V77H181ZM189 76H191V77H189ZM194 76H195V78H194ZM205 76V77H204ZM219 76H222V77H219ZM12 77V78H11ZM19 78L18 80H16L17 78ZM22 77V79H20ZM43 77V76H42ZM79 77V78H78ZM87 77V76H86ZM86 77H84V82H85V84L84 85H86L88 82L89 83H91V82H95L94 80H91L90 79V77L88 76L87 77V80H86ZM148 79H147V78ZM173 77L174 78H176L173 82H175L176 83V85H174V83L172 82V80H173ZM185 77V78H184ZM198 77V78H197ZM213 77V78H212ZM221 78V79H219V78ZM239 77V78H240ZM257 77V76H256ZM14 78H15V80H14ZM55 78V77H54ZM74 78V79H73ZM178 78V79H177ZM194 78V79H193ZM202 78V79H201ZM210 78H211V80H210ZM214 78H216V79H214ZM218 78V79H217ZM252 78H253V76H252ZM259 78V79H258ZM257 79H255L254 78V81H251L250 83L252 84L253 83V85L255 86H253V85H249V83L247 84L246 83V81H245V83H246V85H248V86H250V87H252L254 90V92L256 93V100H254L255 102V108H256V110L257 111H260V103H261V100H260V87L259 86H257L256 85V82H257V84H260L259 83V81H260V76L258 77ZM28 79V80H27ZM77 79V80H76ZM165 79V80H164ZM200 80V82H199V80ZM238 79V78H237ZM16 81V82H14V81ZM23 82H22V81ZM25 80H27V82H29V84L30 85H28L27 86V84L28 83H26V81ZM49 80V79H48ZM73 80H74V82H73ZM79 80V81H78ZM82 80V81H81ZM91 80V81H90ZM154 80V81H153ZM183 80V81H182ZM187 80V81H186ZM215 80H217V81H215ZM220 80V81H219ZM227 80V81H226ZM250 80V79H249ZM255 80H257V81H255ZM17 81H19V82H17ZM53 81V78H50V80H49V82H52ZM77 81V82H76ZM161 81V82H160ZM164 81V82H163ZM181 81V82H180ZM186 81V82H185ZM189 81V82H188ZM195 81V82H194ZM213 82V81H215L216 83H211V82ZM225 81H226V83H225ZM13 82V83H12ZM21 82V83H20ZM71 82V83H70ZM72 82L75 84H73L72 85ZM82 82V85L80 84ZM87 82V83H86ZM138 82V81H137ZM142 82V81H141ZM145 82H147V83H145ZM155 82H157V83H155ZM180 82V83H179ZM221 82V83H220ZM247 82H249V81H247ZM14 83H16V84H14ZM19 83H20V85H19ZM24 83L26 84V86L27 87H29V91L28 90H25V88L26 89H28L25 85H24ZM177 83L179 84V85H177ZM188 83L190 84V85H188ZM192 83H193V86H192ZM205 83H206V80H205ZM208 83V84H209ZM12 84V85H11ZM50 84V83H49ZM144 84H145V86H144ZM165 84V85H164ZM187 84V85H186ZM214 84L216 85V86H214ZM15 85V86H14ZM34 85V86H33ZM36 85H38V86H36ZM51 85V84H50ZM61 85H62V82H61ZM60 84H58V88H61L60 86H61ZM76 85H77V87H76ZM155 85L157 86V87H155ZM163 87H162V86ZM224 85H222L223 87H225V89H227V87H228V85H229V83L226 85V86H224ZM10 86H12L13 87V89H12V87H10ZM63 86V85H62ZM79 86V87H80ZM186 86V87H185ZM214 86V87H213ZM220 86H218L217 88H219ZM257 86V87H256ZM16 87V88H15ZM22 87H23V89L25 90V92L22 90ZM25 87V88H24ZM33 88V90H31L32 88ZM51 87H52V85H51ZM73 87H75V88H73ZM146 87H148L149 89L151 88V90H148V89H145ZM153 87V88H152ZM161 87L163 88V89H161ZM165 87H167V89L168 90H165L168 94H166L165 95V91H164V89H166ZM182 87V88H181ZM21 88V89H20ZM47 88V89H48ZM58 88H56V89H58ZM128 88H129V90H128ZM158 88H160L161 90H162V92H163V94H160V93H156L153 89H158ZM178 88H180V89H178ZM200 88V89H199ZM217 88H215V89H217ZM8 89H10V90H8ZM18 89V90H17ZM62 89V88H61ZM81 89V88H80ZM79 88L77 89L78 91L80 90ZM175 89V90H176ZM212 89H210V91L212 90ZM230 89V87L228 88V90ZM259 89V90H258ZM4 90V91H3ZM7 91V93L10 95V97L8 96V94H6V96H5V93H6V91ZM12 90V91H11ZM16 90V92H14ZM21 90V92L22 93H20V92H18V91H20ZM36 90V91H35ZM63 90H64V88H63ZM140 90V91H139ZM146 90V91H145ZM148 90V91H147ZM9 91V92H8ZM38 91V92H37ZM40 91V92H39ZM45 91H47V92H45ZM76 91V90H75ZM129 91V92H128ZM143 91V92H142ZM150 91H153V92H151V94L149 95L148 93H150ZM200 91V93H202ZM209 91V92H210ZM213 91V90H212ZM2 92H4V94L2 93ZM36 92V93H35ZM56 92V91H55ZM64 92V91H63ZM66 92L67 91H65L64 93L66 94ZM120 92V91H119ZM139 92H141V93H139ZM148 92V93H147ZM165 92V93H164ZM187 92V93H186ZM198 92V93H197ZM229 92H231V91H229ZM258 92V93H257ZM11 93H13L14 94V97L16 96V98H14L13 97V94H11ZM24 93V94H23ZM32 93V95L31 96H33L34 94L35 95H37V94H39L40 93V96L41 97H43V94L45 93L46 95V97L44 98V100H45V104L43 105V106H39L38 108H35V107H37V106H29L28 105V102H26V96L27 95H29V94H31ZM57 93V92H56ZM73 93H74V91H73ZM77 93V92H76ZM143 93H144V95L145 96H142L143 95ZM153 93H155V95L153 94ZM185 93V94H184ZM192 93V94H191ZM200 93H199V95H200ZM205 93H208V92H203V94H201L200 95V97H202V98H204L203 100H207L208 98H209V96H210V94L211 93H208L209 94V96H208V94H206V95H204ZM3 94V95H2ZM60 94H61V91H60ZM59 94V95H60ZM128 94V95H127ZM139 94H140V96H142V97H144V98H146L145 100H144V98H140V96H139ZM190 94V96L191 95H193L192 97L194 98V96H195V94H196V97L194 98V99H196L195 101H194V99L193 98H191L190 96V99H193V100H191V101H193V102H191L192 104V106H193V108H195V107H197L196 106V104L198 105V107L201 109L202 107L201 106H203V110L201 109V111L200 110H198V112L201 114V118L199 119L198 117L200 116L199 114H198V112H197V108H196V111H195V109L193 110V108H192V110L194 111V113L192 112V110H190L189 112L186 110L187 108H181V107H183V105L186 103L187 105L189 104L190 105V99H189V97H188V95ZM58 95V94H57ZM63 95V94H62ZM61 95V96H62ZM148 95V96H147ZM163 95L164 97H169V101H171V103L167 100V98H165V101H163L164 103H162V99L160 98L161 96ZM178 95H179V97H178ZM2 96V97H1ZM20 96V97H19ZM31 96H29V97H31ZM133 96L137 99V98H139V100H135L136 102H134V103H136V105L132 102V101H134L133 99H135V98H133ZM182 96V97H181ZM205 96V97H204ZM208 96V97H207ZM230 96H232V94L230 93ZM14 98V100H15V102H14V100L13 99H11V98ZM34 97V96H33ZM32 97V98H33ZM55 98H56V95L54 96ZM59 98H60V96H58ZM126 97H127V99H126ZM130 97H132V98H130ZM21 100H20V99ZM23 98V99H22ZM27 98H28V96H27ZM59 98H57V100H60ZM129 98V99H128ZM179 98V99H178ZM202 98H199V100L201 99V101H202ZM11 99V100H10ZM121 99V100H120ZM125 99V100H124ZM153 99V102L155 101L157 104H154V106H153V104L151 103L152 100ZM12 100H13V102H12ZM20 100V101H19ZM24 100V101H23ZM124 100V101H123ZM144 100V101H143ZM147 100V101H146ZM117 101H118V99H117ZM121 101H123V103L121 102ZM149 101V104H147V105H149L150 107L149 108H147L148 106L146 105V103ZM151 101V102H150ZM166 101H167V103H169V104H167L166 103ZM187 101V102H186ZM199 103H198V102ZM20 102V103H19ZM25 102V103H24ZM183 102V103H182ZM207 102H208V100H207ZM0 103H1V101H0ZM15 103V104H14ZM26 105L25 107H24V104ZM27 103V104H26ZM126 103V104H125ZM133 103V104H132ZM141 103L143 104V106H140L141 105ZM164 104V105H161V104ZM205 103H206V101H205ZM209 103H212V102H209ZM8 104V105H9ZM16 104H18V105H16ZM22 104V105H21ZM48 104V103H47ZM50 104H49V106H50ZM151 104V105H150ZM160 105L159 107H157V108H155V106L156 105ZM165 104L167 105V107L164 109L163 108V106H165ZM179 104H181V106L179 105ZM183 104V105H182ZM184 105V107L185 106H187V105ZM193 104H195V106L193 105ZM203 104V103H202ZM1 105V104H0ZM10 106L9 105V108H13L14 106ZM21 105V106H20ZM34 105V104H33ZM131 105V106H130ZM133 105H134V107H133ZM138 105L140 106V107H138ZM188 105V106H189ZM190 105V106H191ZM230 105V104H229ZM228 105V107L227 108H229V107H231V106H229ZM257 105H258V107H257ZM45 106H47V107H45ZM146 106V107H145ZM153 106V108H152V110H150L151 109V107ZM171 106V107H170ZM191 106V107H192ZM29 107V108H28ZM30 107H32V109L30 108ZM133 107V108H132ZM174 107H175V109H174ZM15 108V107H14ZM13 108V109H14ZM23 108H25V109H23ZM34 108V109H33ZM41 108V109H40ZM132 110H131V109ZM155 108V109H154ZM198 108V109H199ZM204 108H205V111H204ZM251 108V107H250ZM15 109V111H17ZM32 111H31V110ZM36 109V110H35ZM37 109H39V110H41V111H39V110H37ZM56 109V110H57ZM136 109V110H137ZM154 109V110H153ZM167 109V110H168ZM176 109H178V110H180V111H178L177 112V110ZM186 110V112L184 111V110ZM12 110V109H11ZM35 110V111H34ZM47 110H51V112L50 111H47ZM58 110L57 111H55L56 113L58 112ZM139 110V109H138ZM148 110L150 111L149 113H147L148 112ZM174 110V111H173ZM23 111H24V114H23ZM47 111V112H46ZM125 111V112H124ZM177 113H176V112ZM182 111V115H179V113ZM257 111H255V113L257 112ZM19 112V111H18ZM30 112H33V113H30ZM36 112V113H35ZM49 112L51 113V114H53V116H51V118L50 117H46V116H48V114H49ZM174 112V113H173ZM190 112H192V113H190ZM202 112V113H201ZM205 112H207L206 114H205ZM56 113H55V115H56ZM125 113V114H126ZM177 115H176V114ZM204 113V114H203ZM219 113V114H218ZM240 113V112H239ZM44 114V115H43ZM51 114H49V115H51ZM137 114V115H136ZM21 115V114H20ZM46 115V116H45ZM145 115V116H144ZM176 115V116H175ZM189 115V116H188ZM202 115H203V117L205 116V115H207L205 118H208L209 116L210 117H212V119L214 118V123L216 122V124H217V122L218 121H220V122H218L219 123V125L218 126H216V124H215V126H214V124H213V121H212V119L210 118V119H208V120H210V122H212V123H210V125L209 124H207V122H205V123H202V121H200V120H203V122H204V118L202 117ZM237 116H239L240 114H236ZM27 116V115H26ZM134 116V117H135ZM180 116V117H179ZM196 116V117H195ZM237 116H235L236 118H238ZM61 117V116H60ZM240 117V116H239ZM27 118V117H26ZM62 118V117H61ZM177 118V119H176ZM181 118V119H180ZM188 118V119H187ZM3 120H4V118H2ZM140 119V120H141ZM171 121H170V120ZM179 119V120H178ZM191 119V120H190ZM215 119H217L216 121H215ZM220 119V120H219ZM0 120V121H2V122H5V123H2V124H0V127H2V128H0V129H2V130H0V139L2 140L3 139V137H4V147L2 146L1 147V149L2 150H4L5 149V146L7 145V148H9L8 146H11V145H8L9 144V140H11V138H13L14 137V135H15V133H14V135H12L13 134V129L11 128V125H10V123L9 124H7L8 122H7V120ZM55 120V121H54ZM146 120V121H145ZM148 120V121H147ZM150 120V121H149ZM166 120V121H167ZM183 120V121H182ZM188 120H190V121H188ZM198 120V121H197ZM44 121V122H43ZM180 121V122H179ZM194 121V122H193ZM222 121V122H221ZM254 121V120H253ZM7 122V123H6ZM61 122H63V119H62V121ZM147 122V123H146ZM202 124H201V123ZM223 122H226V123H223ZM252 122V121H251ZM250 122V123H251ZM50 123V122H49ZM49 123H47V124H45V126H46V128L48 127L47 125H49ZM196 123H198V124H196ZM209 123V122H208ZM19 125H20V123H18ZM44 124L40 127V125L36 128V129H34V131H33V135H32V138H34L32 141H34L33 142V144L34 143H36V145L34 144L33 145V148H34V150H36L35 152H36V156H35V158H38L37 160H35L36 161V166H38V167H35L34 169H36L35 171H40L41 170V168H43L42 169V171H48V174L50 175V176H48V179L46 178V179H44V180H46V181H44V180H42V181H40V182H38V184H36V191H34V192H32L31 190H27V185H28V182H27V185L25 186V188H26V191H25V193H31L32 195H34V196H31V194L29 195V194H25L24 192H20V191H18V192H20V194L22 195V196H24V197H22V196H20V194L19 193H17V192H14L15 190L14 189H12V187L11 186H9V187H11V189L8 191V189H9V187H8V189H7V186L6 185H11L13 182H15L16 180H15V177L14 176H10V174H8L7 176H6V179H5V177L3 178V176H1V180H0V185L2 184V186L3 187H5L6 189V191L4 190V188H3V190H4V192L2 193L1 191H0V196H2V197H0L1 199H0V249L2 250H0V253L2 252L3 253V255H1V257H0V264H24L23 262V258H22V256H21V254L20 253H16V252H14V248H17V246H18V242L19 241H21V237L17 234V233H15V232H10L11 231V228H10V231H9V227H10V225H9V222H11V221H13V214H11L12 212L10 211L11 209H10V203L8 204V199L7 198H9V197H11V198H9V202H10V200L12 199V197H14V199L15 198H17L18 199V197H19V199H21L22 201H23V199L25 198V196H30L31 198H33L34 197V199H36V196H37V198H38V195L40 194H45V195H47V196H50L49 194H47V193H51V191H54V192H56V194L57 195H59V191H60V193H61V190L60 189H58V185H59V188H60V180H61V177L60 176H62L63 178H67L68 176H71V174L69 175H66L65 177H64V174L66 173V172H64V168L62 169V167L60 168V167H58V165H57V163H56V161L53 159V161H51V159H49L48 160V158L47 159H44V158H46L45 157V154L48 156L49 155V157H51V155H50V153H49V150H48V148L49 147H46V146H50V145H52V147H51V150H53V155L52 156H54V154H55V156L57 155V153H59V152H61V154L63 153V151H61V150H63V149H59V147H58V145H60L61 143H59V144H57V146L55 145L56 143H58V142H60L59 140V138H58V136H59V134H57L58 133V131L56 132V130H57V127H55V131L54 132H51V133H49L46 129H45V127H43L44 126ZM147 124V125H146ZM183 124V125H182ZM190 124V125H189ZM205 126H204V125ZM212 124H213V126H214V128L215 129H213L211 126H212ZM223 124V125H222ZM224 124H225V127H224V131H222V128H223V126H224ZM2 125V126H1ZM9 125V126H8ZM18 125V126H19ZM206 125H207V127H206ZM210 127H209V126ZM16 126H17V123H16ZM189 126V127H188ZM195 126V127H194ZM200 126V127H199ZM222 126V127H221ZM5 127V128H4ZM9 127H10V129H9ZM204 127V128H203ZM221 127V131L218 129V128H220ZM210 128V129H209ZM7 129H9L8 130V132H6L7 131ZM39 129H40V131H39ZM44 129V130H43ZM171 129H173V130H171ZM198 129V130H197ZM212 129V130H211ZM219 131H218V130ZM5 130V131H4ZM18 130V129H17ZM142 130V131H141ZM171 130V131H170ZM189 130V131H188ZM226 130H228V129H226ZM10 131V132H9ZM43 131V132H42ZM45 131V132H44ZM47 131V132H46ZM170 133H169V132ZM199 131V132H198ZM201 131V132H200ZM38 132V133H37ZM192 132H196V134L195 133H192ZM213 132V133H212ZM12 133V134H11ZM19 133H21V132H19ZM19 133L18 134H16L15 136H17V135H19ZM1 134H3V135H1ZM35 134V135H34ZM44 134V135H43ZM140 134V135H139ZM141 134H143V137H142V135ZM177 134V135H176ZM6 135V136H5ZM10 137H9V136ZM40 135V136H39ZM189 135V136H188ZM193 135V136H192ZM2 136V137H1ZM37 136V137H36ZM44 136V137H43ZM162 136V137H161ZM165 136V137H164ZM18 137V136H17ZM17 137H15V138H17ZM41 137V138H40ZM48 137V138H47ZM167 137V138H166ZM172 137V138H171ZM188 137V138H187ZM199 137H201V138H199ZM203 137V138H202ZM212 137V138H211ZM223 137V138H222ZM6 138H9V139H6ZM45 138H47V139H45ZM51 138V139H50ZM57 138V139H56ZM148 138V140L149 141H147L146 139ZM154 138H155V140H154ZM157 138H159L158 140H157ZM162 138V139H161ZM164 138V139H163ZM169 138V139H168ZM189 138H190V140H189ZM222 138V139H221ZM36 139V140H35ZM39 139V140H38ZM199 141H198V140ZM204 139V140H203ZM208 139H210V140H208ZM215 139V140H214ZM8 140V141H7ZM49 140H50V142H49ZM58 140V142H56ZM161 140H162V142H161ZM167 140V141H166ZM169 140L171 141V142H169ZM214 140V141H213ZM32 141H31V144H32ZM41 143H39V142ZM42 141V142H41ZM164 141V142H163ZM192 141V142H191ZM193 141H194V143H193ZM201 141V142H200ZM226 141V142H225ZM49 142V143H48ZM53 142V143H52ZM56 142V143H55ZM145 142L147 143V144H145ZM168 142V143H167ZM201 143V144H198V143ZM214 142V143H213ZM221 142L223 143V144H221ZM44 143V144H43ZM167 143V144H166ZM189 143V144H188ZM229 143V144H228ZM38 144V145H37ZM46 144V145H45ZM161 144V145H160ZM163 144V145H162ZM198 144V145H197ZM225 144V145H224ZM241 144V143H240ZM248 144V143H247ZM249 144L250 145H253V143L251 144L250 142H249ZM248 144V145H249ZM56 146V147H53V146ZM168 145V146H167ZM191 145H193V146H191ZM195 145V146H194ZM37 146V147H36ZM170 146H172V147H170ZM174 146V147H173ZM183 146V147H182ZM200 146H201V148H200ZM219 147V148H217V147ZM226 146H228V147H226ZM235 146H238V145H235ZM254 146V145H253ZM57 147H58V151H56L55 152V150L57 149ZM162 147V148H161ZM165 147H167V149H164ZM214 147H215V149H217V150H215L214 149ZM224 147V148H223ZM241 147H243V145L241 146ZM241 147H240V151L241 150H243L242 152H244V151H246L245 150V148L243 147V149H241ZM255 147H256V145H255ZM4 148V149H3ZM62 148V147H61ZM173 148V149H172ZM183 148V149H182ZM192 148V151H193V155H195L194 154V151H196L195 153L197 154V158H194L193 159V157H191V158H189V159H187V161H188V163L191 165V167L189 166V168L187 169V167H188V165L189 164H187V167H185L186 168V170H184V172L182 171L183 169H182V166L181 167H179V165H178V163H176L175 161L177 160V158H176V156H182L185 152H189V150ZM208 148H209V150H208ZM214 150H213V149ZM250 148H252V147H250ZM250 148H247V149H249L250 150ZM254 148V147H253ZM50 149V148H49ZM189 149V150H188ZM195 149V150H194ZM163 150V151H162ZM167 152H166V151ZM186 150H188V151H186ZM221 150V151H220ZM47 151V152H46ZM191 151V150H190ZM197 151H198V153H197ZM208 151H210V153L211 154H209V152ZM219 151V152H218ZM3 152V151H2ZM38 152V153H37ZM51 153H52V151H50ZM55 152V153H54ZM203 152H204V154H203ZM208 152V153H207ZM41 155H40V154ZM48 153V154H47ZM181 153H182V155H181ZM217 153H218V155L220 154V155H222V156H220L219 155V157L217 156V158L220 160V163L222 164V166H221V164L219 163V164H216L214 161L217 159H215V157H216V155H217ZM175 154V155H174ZM179 154V155H178ZM202 154V155H201ZM207 154H209V155H207ZM4 155V156H3ZM3 155L2 154H0V159L1 160H3V159H5L6 157H7V155L6 154H4L3 153ZM44 155V156H43ZM212 155H215L214 156V158L212 157ZM223 155H225V156H223ZM42 156V157H41ZM184 156V155H183ZM200 156V157H199ZM203 158H202V157ZM207 156H208V160H209V158L210 159H215V160H213V162L212 163H214V165H215V169H212L213 168V164L211 163V162H209V163H207L208 161H205V160H207ZM260 156V155H259ZM195 157H196V155H195ZM206 157V158H205ZM43 158V159H42ZM52 158H55V157H52ZM56 158H57V156H56ZM122 158H126L125 156L124 157H122ZM170 158V157H169ZM202 158V159H201ZM168 159V158H167ZM223 159H224V161H223ZM261 159V158H260ZM38 160H40L41 162L40 163H42L43 162V160H44V164H38L37 163V161ZM58 160V159H57ZM168 160H170V159H168ZM201 160V161H200ZM203 160H204V162H206L205 164L203 163ZM238 160H240V159H238ZM259 160V159H258ZM190 161V162H189ZM192 161V162H191ZM210 161V160H209ZM223 161V162H222ZM39 162V161H38ZM58 163H59V160L57 161ZM259 162H261V161H259ZM54 163V164H53ZM127 163V162H126ZM202 163V164H201ZM48 164V165H47ZM166 164H167V166H166ZM175 164H177V165H175ZM198 164H199V166H198ZM209 164H211L212 165V167H210V165ZM226 164V165H225ZM41 165H42V167H41ZM46 165V166H45ZM203 165V166H202ZM207 165V166H206ZM209 165V166H208ZM220 165V166H219ZM55 166H57L56 168H55ZM198 166V167H197ZM204 167V166H206V168L204 169V168H200V167ZM224 166H225V168L227 169V171H226V169L224 168ZM46 169H45V168ZM51 167V168H50ZM54 167V168H53ZM171 167H173V168H171ZM175 167V168H174ZM207 167H209V168H207ZM218 167H219V170H218ZM259 167H263L264 168V164H262V163H260L259 164ZM58 168H60L61 170H57ZM167 168V169H166ZM184 168V169H185ZM199 168V169H198ZM230 168H231V170H230ZM38 169V170H37ZM45 169V170H44ZM52 169V170H51ZM56 169V170H55ZM182 169V170H181ZM195 169H197V170H195ZM201 169V171H199ZM204 169V170H203ZM208 169V171H206ZM222 169H224V170H222ZM228 169H229V171H228ZM252 169V168H251ZM256 169V170H255ZM54 170L55 171H61L62 172V174H61V172L59 173L58 172V174H56V175H59L58 177L56 176H54L53 177V174H55V172H54ZM215 170H218L217 171V173L215 174L214 173V171ZM222 171V174H221V171ZM255 171V172H254ZM52 172V173H51ZM64 172V173H63ZM178 172V173H177ZM185 172H187V173H185ZM207 172H209V174L207 173ZM211 172H213V175L212 176H210V173ZM184 175H183V174ZM197 175H196V174ZM218 173H220L221 175H219ZM180 174V175H179ZM208 174V175H207ZM218 174V175H217ZM14 175V174H13ZM182 175V176H181ZM186 175H189V176H186ZM191 175H193V176H191ZM216 175V176H215ZM161 176V175H160ZM261 178H263V179H261V180H258V179H260V177ZM50 177V178H49ZM52 177V178H51ZM60 177V178H59ZM159 177V176H158ZM193 177V178H192ZM195 177V178H194ZM209 177V178H208ZM62 178V179H63ZM68 178H71V177H68ZM162 178H163V180H162ZM189 178V179H188ZM215 178H214V180H215ZM60 179V180H59ZM147 179V178H146ZM149 180H150V178H148ZM164 177H159L158 178V180H157V182H158V184H157V182H156V180L154 181L158 186H156V187H161L162 185L165 187H169V181H167L168 183H166V181H165V183H163L162 185L161 184H159V183H162L161 181H164ZM174 179H176V181L174 180ZM182 179V180H181ZM188 179V180H187ZM192 179V180H191ZM194 179V180H193ZM207 179V180H206ZM255 179V180H254ZM3 180H5L6 182H4ZM56 180H59V181H56ZM148 180V181H149ZM152 180V182H153V179H151ZM151 180H150V182H151ZM161 180V181H160ZM181 181L182 182V184H181V182H179V181ZM252 180H254V182H256V180L257 181H259V183H257L256 182V185H255V183L252 181ZM2 181V182H1ZM55 181L56 182H58V184L56 183V185H55ZM160 181V182H159ZM173 181V182H172ZM208 181V182H207ZM260 181H263V182H260ZM97 182V181H96ZM95 182V184L98 186L100 183H101V180H99L97 183ZM149 182V183H150ZM151 182V184H152V186H154V182L152 183ZM188 182V183H187ZM249 182V183H248ZM6 183H8V184H6ZM10 183V184H9ZM174 183H176V184H174ZM209 183V184H208ZM261 183H263V184H261ZM4 184V185H3ZM54 184V185H53ZM155 184V185H156ZM166 184V185H165ZM168 184V185H167ZM192 184V185H191ZM245 184V185H244ZM258 184V185H257ZM38 185V186H37ZM49 185V186H48ZM103 185V184H102ZM208 185V186H207ZM235 185V184H234ZM238 185H241L240 186V188H239V186ZM2 186H0V188H2ZM56 186V187H55ZM92 186V185H91ZM100 186H101V184H100ZM188 188H187V187ZM232 186V185H231ZM92 187H96L95 185H94V182H93V186ZM102 187V186H101ZM155 187V186H154ZM155 187V188H156ZM164 187H161L163 190L166 188H164ZM178 187V188H177ZM190 187H191V189H190ZM194 189H193V188ZM213 187V186H212ZM212 187H210L211 189H212ZM232 187H234V186H232ZM47 188V189H46ZM57 188V189H56ZM161 188H159V190H160V192H162L161 191ZM177 188V189H176ZM209 188V189H210ZM229 188V187H228ZM254 188V189H253ZM262 188V189H263ZM29 189V188H28ZM186 189V190H185ZM2 190V189H1ZM51 190V191H50ZM238 190H240V191H238ZM245 190V191H244ZM256 190V191H255ZM8 191V192H7ZM27 191H29V192H27ZM37 191H39V193L37 192ZM42 191V192H41ZM158 191V189H156V192ZM182 191V192H181ZM214 191V190H213ZM233 191V192H232ZM226 193L225 195L223 194V193ZM239 192V193H238ZM256 192V193H255ZM6 193V194H5ZM34 193V194H33ZM38 193V194H37ZM163 193V192H162ZM162 193H160L161 195H162ZM164 193H165V191H164ZM183 193V194H182ZM215 193V194H214ZM260 193V194H259ZM5 196H3V195ZM7 194H9V195H7ZM220 194H221V196H220ZM235 194V195H234ZM243 194V195H242ZM18 195V196H17ZM160 195V196H161ZM234 195V196H233ZM181 196V197H180ZM4 197V198H3ZM21 197V198H20ZM237 197V198H236ZM167 201V204L166 203H164L163 202V200L164 199ZM169 198V199H168ZM178 198H180V199H178ZM16 199V200H17ZM214 199V200H213ZM219 199V200H218ZM242 199H240L241 201H239L238 203H236V204H238V205H236L237 207H235V205H234V208L236 209V210H234V209H232V213L234 214V215H229L228 217L230 218V220L231 221H235V223L236 224H242V223H244V221L245 222H247V216L245 215V214H243L244 213V211L243 212H241L242 210H241V208H242V206H244V205H246V204H243V203H241V205H239V203L240 202H242L243 200ZM213 200V201H212ZM218 200V201H217ZM211 201V202H210ZM232 201V200H231ZM220 202V203H219ZM233 202V201H232ZM253 202V201H252ZM171 205H170V204ZM215 203V204H214ZM219 203V204H218ZM234 203V202H233ZM234 203V204H235ZM251 203V202H250ZM249 203V204H250ZM174 204V205H173ZM176 204V205H175ZM243 204V205H242ZM252 204H254V203H252ZM251 204V205H252ZM163 205V206H164ZM219 205H221L222 207H220ZM164 206V207H165ZM215 206V207H214ZM241 206V207H240ZM177 207V208H176ZM254 207V206H253ZM219 211H218V210ZM240 209V210H239ZM254 209V211H256V212H259V210H256V207L255 208H253ZM172 211V212H171ZM178 211V212H177ZM184 211V214L182 213V212ZM219 212V214L218 215H221L222 214V212ZM237 211H238V213H237ZM226 213V212H225ZM224 214V213H223ZM222 214V215H223ZM242 215V216H240V215ZM169 215H167V217L169 216ZM183 216V217H182ZM181 217V218H180ZM227 217V218H228ZM246 217V218H245ZM177 218H178V221H177ZM233 218V219H232ZM236 218V219H235ZM240 218V219H239ZM243 218V219H242ZM12 219V220H11ZM52 219V221H54L53 223L54 224H58V222H59V219L56 217V216H53V218H51ZM11 220V221H10ZM167 220V221H168ZM241 220V221H240ZM166 222V221H165ZM6 223H8V226H7V224ZM108 223V222H107ZM26 224V223H25ZM165 224H167V223H165ZM164 224V225H165ZM159 225V224H158ZM175 225V224H174ZM171 226L172 228H176L175 226ZM211 226H213V225H215V224H210ZM167 225H165V227H166ZM169 226V225H168ZM167 226V227H168ZM210 226V227H211ZM216 226V225H215ZM164 227V230L163 231H165V229L167 228H165ZM170 226L168 227V228H170V229H172ZM207 227V226H206ZM205 228V227H204ZM213 228V227H212ZM105 229L106 228H104V230H103V232L105 231ZM237 229H239V230H237ZM80 230V229H79ZM168 230V229H167ZM207 230V228L206 229H202V231H200V233L198 232V234H195V235H193V236H191V235H188V234H181V233H179V234H173V235H171L170 236V239H173V237H175V239L176 240H179L180 238V240H181V242L184 244L183 245V247L185 248H183L182 249V252H181V255H168L167 257H166V259H172L173 260V258H177V259H180L181 258V260H185L186 259V257H188L187 256V254L188 255H190V254H195L196 256H197V258L199 259V260H208V259H211L212 258V256H214L215 255V252H216V249H217V247H219V243L218 244H210V246H209V244L207 245H204V242L203 243H201L202 241H203V239H204V237L206 238V236L204 235V233L206 234V231ZM226 231V236L227 237H229V238H231V237H233V236H237V234H240L241 232H242V229L239 227V228H234V229H232V230H225ZM225 231L223 232V233H225ZM102 231L100 232V233H102L103 235H101V234H99V232L97 233L98 235L96 236V234L95 235H89L88 237H90V241L91 242H94L93 244L90 242V243H88L87 245H86V247L85 248H88L89 250H88V253H87V256H90V257H92L91 255H95V253H97L98 252V254H99V251H98V243H102V242H104V241H102V240H104V233H103ZM203 234V235H202ZM177 235V236H176ZM224 235V234H223ZM60 236V237H59ZM101 236V237H100ZM191 236V237H190ZM198 236V237H197ZM201 236V237H200ZM226 236H224L223 238L224 239H226L227 237ZM172 237V238H171ZM67 237L63 234V233H59L58 234V238H57V240H55V241H49V244L52 242V244H54V246H55V248L53 247L52 249H54V250H57L58 251V247L59 246H65V245H62V243H61V241L62 240H64V239H66ZM93 240H92V239ZM102 238V239H101ZM169 238V237H168ZM183 238H185L184 240H183ZM203 238V239H202ZM197 239V240H196ZM97 240V241H96ZM101 240V241H100ZM117 240V239H116ZM115 240V238H114V236H113V241H115V243L114 242H112V245H115V246H117V250L122 254V253H126L125 251H126V249H127V246H126V244H125V241L124 242H121L120 240H118V241H116ZM190 241V242H189ZM201 241V242H200ZM205 241V240H204ZM5 242V243H4ZM121 242V243H120ZM186 242V243H185ZM3 243H4V245H3ZM100 243V244H101ZM118 243V244H117ZM221 243V242H220ZM245 243V242H244ZM51 244V245H52ZM60 244V245H59ZM92 244V245H91ZM165 243H163V245H164ZM199 244H201V245H204L205 246V248L206 249H209V252H208V250H206L205 248H204V250L203 251H205V254L203 255V251H201L200 249H201V245H199ZM240 244H243L242 242L240 243ZM3 245V246H2ZM154 245V244H153ZM153 245H150V247L151 246H153ZM218 245V246H217ZM53 246V245H52ZM114 246V247H115ZM165 246V245H164ZM163 246V247H164ZM201 246V247H200ZM2 247V248H1ZM19 247V246H18ZM93 249H92V248ZM95 247H97V248H95ZM146 247V246H145ZM149 247V248H150ZM155 247V246H154ZM154 247H151L153 250H152V252H151V254H155L153 251H155L154 250ZM216 247V248H215ZM116 248V247H115ZM188 250H187V249ZM190 248V249H189ZM95 249V250H94ZM164 249V248H163ZM87 250V249H86ZM125 250V251H124ZM148 251H149V249H147ZM147 250H145V251H147ZM187 250V251H186ZM92 251H93V253H92ZM96 251V252H95ZM124 251V252H123ZM161 251H162V249H161ZM190 251V252H189ZM200 251L202 252V256L200 257L199 255H201V253H200ZM1 253V254H2ZM118 253V252H117ZM149 254H150V252H148ZM198 253V254H197ZM93 255V256H94ZM111 255V254H110ZM109 255V256H110ZM116 255H118V256H116ZM116 255H111L110 257H108V259H106V258H104L105 260H116V258L118 257L119 258V256H120V258L119 259H122V258H124L125 256H126V254H125V256L123 257L122 256V258H121V255L120 254H116ZM124 255V254H123ZM208 255V256H207ZM210 255V256H209ZM231 255L230 254H228L227 255V257H230ZM208 257V258H207ZM118 258H117V260H118ZM165 259V258H164Z\"/></svg>","mask_w":264,"mask_h":264},{"label":"snow or ice","instance_id":"6c2138e0","mask_svg":"<svg viewBox=\"0 0 264 264\" xmlns=\"http://www.w3.org/2000/svg\"><path fill=\"white\" fill-rule=\"evenodd\" d=\"M108 8H113L115 5L109 0L106 5ZM33 7L43 8L44 5L33 4ZM51 7V6H49ZM56 7L65 8L68 7L74 11L80 18L81 22L87 19V11L90 5L86 0H74L73 3L68 5H56ZM91 7H101V5H91ZM120 7L133 8L136 7L131 0L128 3L120 5ZM199 7V5H198ZM254 10L257 7L256 4L251 5ZM103 18L107 19L109 17L101 14ZM27 19H31V15ZM207 23V21H205ZM27 24L24 19L20 21V29L26 30ZM152 22L144 21L141 24L136 25V34L141 35L146 30H151ZM11 31V26L8 29ZM130 27H124L123 32L125 34L129 33ZM262 39H264V0H260V27L258 28ZM111 34V33H110ZM97 38L99 36L97 34ZM8 37L5 36V41L7 42ZM77 48H79V43H77ZM7 51V47H6ZM112 49L111 44H109L107 49L101 51V55H111ZM135 55V54H133ZM207 55V53H204ZM247 67L253 68L252 62L243 61ZM120 65V61H116L113 64L112 72L115 73ZM31 71V69H29ZM95 71V70H93ZM260 75V147H261V161L264 164V50H262L260 67L258 69ZM66 72L61 71V76H65ZM253 78H255V73H253ZM91 80H94L95 83L91 85H86L85 90L80 94L79 98L73 99V107L69 108L66 113V119L69 121V124L75 123L77 126V131L75 135L70 134L69 142L66 143V147H71L73 149L79 150V144L83 141L84 133L79 131L82 128L81 121L87 120V116L84 114L85 108H87L86 102L88 100L99 101L103 105L104 114L107 115L109 111L119 110L121 112L120 116V131L115 134L111 139L119 140L121 144H124L127 148L129 156L127 157V164L119 163L120 157L110 156L105 163L98 165L95 168H90L85 165L84 171L87 173L88 178L91 181H106V186L97 190L96 196L97 200L95 202L96 215L98 220L95 221L94 227L103 228L105 221L108 222V231L104 236V244L110 245L113 241L112 229L119 228L126 235L129 243L133 246L138 244L136 247V256L137 259L132 258H122L118 260H105L103 258H93L86 259L83 258L86 256L84 252L85 246L90 243V237H86L85 234L79 230L78 225L74 222L75 219L79 216H88L93 214V208L86 207L82 202L80 197L74 196L73 187L68 182L63 183L60 186L61 194L57 195L56 192L51 191V195L45 197L44 202L41 204L39 209V225L37 229V240L41 242L55 241L58 238L59 233L66 235V239L62 240V245L67 246L72 249L74 252L81 254L80 259L76 260H67V261H57V264H180L172 259L161 258L159 254H150L145 256V240L149 244H154L157 250L163 248V241L161 240V235L164 230L165 222L162 221L161 224L156 223L157 215L155 205L160 203V192L155 193V197L152 195V184L148 183L147 178H151V171L148 170L150 167L152 170L157 171L158 175H161L165 179H168L169 173L165 171L164 164L166 160H161L157 154V149L155 146L148 144L147 147L138 145L137 142L129 139V136L136 135L140 129L144 126V121L139 118L132 116H125L123 114V106L117 103V99H113V96L116 94L115 90L119 89L120 94L124 92L123 85L115 83H106L102 79L96 80L95 76H90ZM90 88V92H89ZM138 85L132 83L130 86L131 93L133 95L137 92ZM60 89H56L57 94L60 93ZM172 95H175V89L172 91ZM251 96H255V92L250 93ZM63 96L58 101L55 97H50V102L58 105L59 107H64ZM34 105L39 107L45 104V100L39 94L34 98ZM159 107V105H156ZM211 107V106H210ZM233 107L239 109L240 103L237 101ZM256 111L255 103L251 109L245 107L241 112L244 120L246 122H251L255 120L254 113ZM92 113L95 115L93 119H98L100 116L99 109H92ZM43 120L42 116H37L36 119L28 117L26 120L28 126V134L32 135L34 129H36ZM57 124H60L61 117L59 112L56 116ZM236 131L239 136L242 138L240 143L247 147V139L250 135V127L248 123H237L235 125ZM47 131L49 133L55 131V127L51 124L48 125ZM93 151L95 152L94 141ZM13 149L17 147L15 143L11 145ZM51 145L49 146L51 150ZM111 149V145H109ZM29 154L32 157H35L36 152L33 147L29 146ZM169 151H171L169 149ZM90 159L89 155L84 156V160L87 161ZM216 164L220 163V160L217 158L215 160ZM147 165L148 167H145ZM236 166L241 167V162L236 161ZM70 167V171L75 173L77 169ZM253 169H249L252 171ZM6 179V177H5ZM28 187L33 191H36V182L31 181L28 183ZM88 187V184L85 180L79 182V188L83 192ZM171 180H169V187L165 189V195L170 191ZM139 193V195H137ZM264 196V192H262ZM66 197V198H65ZM142 197V199H141ZM246 199L252 201L253 196L251 192L246 194ZM195 203V201H193ZM262 206H264V200H262ZM165 211L167 209L165 208ZM203 211V209H200ZM56 216L60 223L56 225L52 221V217ZM178 221V218H177ZM167 224H173L172 220L166 221ZM177 229L180 228L178 222L174 225ZM215 227V225H213ZM261 241L264 242V232L261 233ZM149 252H152V248H149ZM26 264H46L44 261H28ZM183 264H218L216 261L209 260H198L195 262H183ZM219 264H233L232 261L228 262H219ZM261 264H264V260L261 261Z\"/></svg>","mask_w":264,"mask_h":264}]
</instances>
